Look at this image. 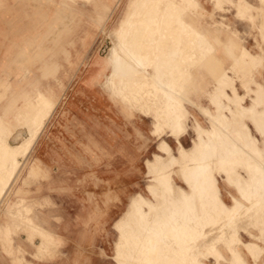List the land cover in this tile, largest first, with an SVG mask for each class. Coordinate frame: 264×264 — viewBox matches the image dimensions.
<instances>
[{
    "label": "rangeland",
    "instance_id": "1",
    "mask_svg": "<svg viewBox=\"0 0 264 264\" xmlns=\"http://www.w3.org/2000/svg\"><path fill=\"white\" fill-rule=\"evenodd\" d=\"M75 1L77 4L85 3L84 4L85 9L79 8L78 6H76L74 4V2L72 0H69L68 4H69L70 8H74V9H77V10L83 11V12L77 13L76 15H74L73 18L64 19L63 22H65L66 24H59L58 25L59 35L57 36L56 44L55 45L53 44L52 54H45L42 58H37L34 56L35 53L33 50H30L28 53L29 59L31 60V62H30L31 64H29L30 69H31L30 79L36 78L41 85L43 83H46V82H50V83L54 84L56 87L57 93L60 95V98H59L58 104L56 105V108L54 105L51 106L50 102L46 101V98H45L43 93H40L36 98V109H34V110L36 111L39 108L38 106H40L41 111L39 113L38 112L39 109L36 112L34 110H32L30 117L32 115H33L32 118L35 117L34 113H36V114L38 113V115L41 114L42 111H44L45 107H46L45 109L49 108L48 111L50 109L52 110V111L50 110V113H49V115L52 114V116L50 117V119L46 123L44 130L42 131L41 134L40 133L37 134L35 127L37 124L40 123V121L36 120V117L33 118V120H34L33 122H35L34 123L35 125L30 122V121H32L31 120L32 118H30L28 121L27 120L25 121L26 124H27V122H30L28 125H26L25 122L20 124V127H21L20 130L22 132L24 130H27V127L29 125H31L32 128H34V130L29 128L31 131L28 129L30 132L34 133V134L31 133L32 134L31 138H33L31 141L33 143L30 141V143H32L30 146L31 148L28 149L29 151L27 150V152L25 151L26 150L25 148H23L24 150L22 148H20L22 151H25L27 153L25 156H24L25 152H23L22 155L18 156L19 150L16 151L17 155L16 154H9L8 155L7 152L5 151L6 149H3V147L5 145L14 146V144H16L14 142L15 133H12L9 130V128L7 127V125H5V126L2 125L5 128L4 129L5 130V137L4 138L0 137V165H1L0 166L1 167L0 176L1 175L5 176L7 174L6 175L7 177L5 176V179L3 176H2V178L0 177V189L3 190V188L5 187L3 190L4 193H2V192L0 193V194H2L0 196V220L3 219L2 211H5L7 217L11 216V214L17 215V216H20L24 220V222L22 224L18 225L17 228L15 227L16 230L12 231V234H11L13 245L16 247L19 246L21 248L20 251L15 250V249L14 250L11 249L9 252V248L7 247L8 242H5L0 236V264H26L25 259L28 261L37 263V264H48L50 262L60 263V264H123V263L124 264H129V263L138 264V262L140 263V259H141V263L144 262V259H143L144 255L141 252H146L144 250H146L147 248L149 249L151 245L155 246L157 244H160V246L157 245L156 250H155V247L153 248L152 246L150 248L151 252H150V249L149 250L147 249L148 250L147 251L148 256H152V257L155 256L156 258L158 257L155 264H164L161 260H163L162 258H166V256H168V257L166 258L167 260L165 259L166 261L164 260L165 264L167 263L168 259L170 260V256L167 255V253H168L167 251H171V249L173 248L171 246H173V245H175L177 248H179L180 246L181 247L184 246L183 248L180 247L179 248L180 251H178V252H176L177 250H175L176 247L174 246L175 247L174 250H172L170 252V253L176 252L175 254H177L179 258H181L179 255L180 253H184L187 251L188 252H187V254L184 253V256L182 254V258H184V259H179L178 257L175 256V254H172L173 256H175V260H174V257L169 253L173 257L169 261L171 264L172 263L173 264H187V263H189V264H207V263H209V264H249L246 261V259L244 258V257H246L247 260L250 263H252L251 260L247 257L246 251L244 249V247L246 248V246L249 247V248L247 247L248 249L246 248V250H247L248 254L250 253L249 255L251 256L253 263L254 264H264V223H263L264 219L262 218V217H264V208H263V206H264V199H263L264 198L263 197L264 196V191H263L264 190L263 189L264 183H262V185L260 184V186H258L259 182H261V181L264 182V180H263L264 179V171H262L259 168V166L257 167V165H260L261 162L264 164V153H262L261 150H258L256 148V145L254 143V138H252L251 129H250V127L251 128L254 127L253 123H255L256 127H260L259 128L260 133L262 134L264 132V130H263V125H264V120H263L264 114L263 113H264V111L261 112V111H258L257 108L251 107V108H254L252 111L251 108L249 109L248 107H245L243 105L244 101H242V100H244V99H242L238 96H235V97L239 98V101L237 98H236L237 100L236 99H234L233 101L229 100L228 103L230 105V108L229 107L225 108L221 105V107L223 108L222 109L220 107V104H222L221 100H219L220 104L218 103V101L216 103H214L213 105H214L215 111L217 112V114L215 115L216 112L214 113L213 106H212L211 102L209 101L207 94H204V93L202 94V93L197 92L198 90H201V88L195 87V86H197V84H196L197 79L193 75L192 79L189 81V83H187L188 86L186 88H188V91H189L188 95L199 106H203V109L209 110L211 113H214L213 115H215V116L212 115L211 128L210 129L214 133L215 142L218 144H221V145L223 143L227 142V149H229V148H233V149H230V151L228 152L229 158L228 159L226 158V159L229 161L230 157L232 158L234 156L235 157L233 159L234 160L236 158L237 159H236V161H234L233 159H230L229 164H228L227 160L225 162H223V160L225 158H223L221 160V158H222L221 155H220L221 158H219L218 156L212 158L213 156L212 155L210 156V154L213 152L210 153V151H209V156L211 158L208 156L207 153L205 154L206 151H204L203 152L204 155H202L203 157L208 156L210 159H207L208 157L202 158V157L194 156V154L197 155V152H198V156L201 155L199 153H201L203 151L202 148H204V150H207L208 147L203 143L202 140H200L201 142H199V144L202 143L204 146L197 145L198 143L195 144V145H197V147L194 145L193 150H192L193 154H192V152L187 150V149H190L192 147V141L197 137V134L195 132H193V130L191 128L188 129L186 134H182V133L187 130V123L189 122V119L190 120L192 119V117H194L204 127L209 126V120H208V118L203 116L201 114V112L196 107L189 105L187 103H185L186 107H184L181 104L180 98H187V93L182 90L181 94H179L177 89H179V86H182L187 82V77L183 73L180 75L177 74L176 77L173 76L174 75V73L172 72L173 71V63L176 61L173 59H175L176 57L173 56V54H172L173 52L170 54V56H173L172 58L171 57L169 58L168 54H167V56H165L163 54V51L168 50L169 46H170L169 50L171 52L172 51V48H171L172 45H169L168 43H164V42L158 43V41H157L158 35H160L161 33H162V35L163 34L167 35L169 33L168 29H166L167 27L165 28V25H164L167 20L165 22H162L164 19H161L163 17L160 14L166 10L165 13L167 14V16L169 14V17H171V15H170V13L172 14L171 9H173L176 6V3H178V1H180L179 2L180 6L183 7L181 9L182 13L183 12L186 13L187 10L189 9V5L192 8H195V6H196L195 1L194 0H165V2L163 1V3L164 4L166 3L165 6L166 5L167 6L165 8L163 6L164 4L162 3V5H160V7L163 6L164 11L162 12L160 10V12H159V11L154 10V8L151 7V4H148L149 6L147 7V4H145V0H144V2H143V0H141V1L139 0V2H138V0H133L134 4H132V5L137 7V9H136L137 12H140L142 10L141 12H144L146 14L147 13L151 14L152 16L155 15L157 12L158 15L157 14L156 15L159 16V21L161 20L160 23L161 22L164 23L162 25L159 23L161 25V26H159V28H160L159 30L161 31V28L164 25L165 30H163L164 28L162 30L165 32L163 33V31L160 32L158 30L157 33H151L152 35L150 36V34H149L150 31L148 30V28H145L146 27L145 25H143L142 32H140L139 36H137V39H136L137 42L134 43L135 47H132V46H134V44L131 43L132 41L135 42V39H133V38H131L133 40L130 39L131 45H130L129 41H128L129 45L127 42H125L126 43V45H125L126 49L127 48L129 49V47L133 48L131 50V52L133 51V53L129 52L130 50L128 51V54L130 56L128 58L129 61H127V62L131 61L132 64L133 63H139V62H140V64L142 63L143 67L141 66L142 68H140L138 70L140 71L142 69V71H144L143 72L145 74L144 78L142 75H141V77L138 76V73H136L135 71H134L135 73L132 71L133 73L129 72L130 74H128V73L126 74V75H130V77L126 76V75H120V78H119V75H117L118 77L113 78V72H111L110 76L106 75L107 78H106L105 83L103 85L100 82L91 81L90 77H85V74H86L89 67L100 65V63L102 62L101 58H106L108 55H110L116 49L115 39H118V40L120 38L122 39V35H123L122 30L126 26H124L122 29L120 28V30L118 32H117V29L119 28V25L121 24L120 20L122 19L124 13L128 10L129 5L131 6L132 0H120V2L115 6V8L111 12H109L108 7L105 8L106 12H109L108 14H104V11L101 8L98 10L100 14L93 11L91 8V3H90L91 1H89V0H75ZM199 1H200L201 6L204 9V10L203 9L198 10L202 13V15H200V17H199V20L202 24L208 25L211 28H215L217 24H220L221 26H224V25L229 26L231 29H233L236 32V35H237L238 40H239L241 45H243L245 48H247L252 53H261V55H263V60H264V40L261 37V31H260V26L262 25V23L264 21V13H261V10L258 9L259 5H262L264 3V1L256 0V2H252L250 0H247V1L251 2V4L253 6L257 7V8H252L250 11L252 14H254L252 19H250L247 15L238 16L237 14H235V12H236V0H229V1L224 0V3H222V7H221V9H223V10L216 9L214 7V1H211V0H199ZM135 2H138L140 5L138 3H136L137 4L136 5ZM218 2L220 3L221 0ZM33 5H34V2L31 0H0V77L2 78L4 76L3 73L1 72V70L4 67L8 66L12 70V73L6 77L9 82L6 84H3L4 87L2 84H0V105L3 102V97H4L3 92H2L3 89L4 90L6 89L4 92L6 94L9 92L8 90L14 86V83L17 79L14 76V73L16 70L19 69L20 65L22 64L23 59H22V57H20V54H18L17 44L27 41V40L25 41L24 39H29V41H31L29 36L35 32V29H37L36 27H34V23L37 20L34 18V16H31L32 11L34 10L32 7ZM44 5H48V3H44ZM11 6L15 7V8L13 9ZM134 6H133V8H134ZM152 6H154V5L152 4ZM263 6H264V4H263ZM7 7H11V8H7ZM145 7H147V9H145ZM21 8H24V9H21ZM23 10L27 11L30 15L29 16L19 15L23 12ZM166 14H165V19L168 18V17H166ZM219 16H223V18H220ZM40 20H38V21H40ZM151 21H152V19L150 20V18H149L147 23H149ZM41 22L43 24H45L44 21H41ZM37 27H40V30H43L45 28V25H42L39 23L37 25ZM144 29L146 30V32ZM142 34H144L145 37L144 36L141 37L140 35H142ZM145 34H147V37ZM154 35H155V37L153 38ZM226 36H227L226 31L225 32L222 31L221 33H219V37L221 38L222 42L216 43L215 51L212 53V55H209L207 58H211V56H212V58L213 57L218 58L221 62V67L227 69L229 74L234 73V74L238 75V74H240V70H242V68H244L246 63H245L244 58L242 57L241 58L242 60L240 59L238 62H236V64L234 65V68L232 70L230 69V66L232 64L233 59H232V56L225 50V47H224V43H227ZM140 37L142 39H139ZM148 37H149V39H148ZM139 40H140V42H138ZM141 40H143V41H141ZM146 40H148L147 41L148 44L146 43ZM113 41L115 44H113ZM119 41H121V40H119ZM144 41H145V44L142 43ZM137 44L138 45L140 44V45L136 46ZM155 44H156V46H155ZM113 45H114L115 49H114ZM141 45L143 47H144V45H146V48L144 47L145 48L144 53H142L143 52L142 48L140 49ZM154 46H155L156 50L153 48ZM110 47L112 49H111V51L108 52ZM136 47L138 48V51L140 49L142 55H141L140 51L137 52V49H135ZM64 48L68 50V54L66 52H64ZM151 48L154 52H151L152 51ZM159 49L161 50V52L159 51ZM162 49H164V50H162ZM230 49H233L236 53L238 52L237 48L231 47ZM150 53L152 56L151 58H150ZM155 53H157V55ZM159 53L160 54L162 53V54L160 55ZM135 54H138V56ZM144 54L146 56H144ZM147 54L149 57L147 56ZM133 55H135L136 58H131V57H133ZM162 55H163V57H162ZM143 56H144V58H143ZM158 56L160 57V59L158 58ZM137 57L139 60H137ZM165 57H167V58L164 59ZM142 58L143 59L146 58V60H144V62H143ZM161 58H163V59H161ZM44 59H46L47 64H44ZM147 59H149L150 62ZM151 59H153V60H151ZM157 60L158 61L161 60L163 63H164V61H167L166 65L167 66L169 65V66L166 69L167 71L164 70V72H166L167 75L163 72V70L161 71V69H163L164 66L166 68V65H164V66H163V64L161 65L159 63L160 61L158 62ZM146 61H147V63L144 64ZM155 61L158 63H156ZM168 61H171V63H168ZM203 61L205 62V59ZM204 62L201 65L199 64L197 66H192V70H194V71L198 70L201 74H203V76L205 77L206 80H210V79H212V75L209 72V70L207 69V67L205 66ZM237 63H239V64H237ZM157 64L159 67L158 69H157ZM179 65H180V63H177V67H179ZM155 66H156L157 70L160 69V71H161V72L155 71V73H156V74L154 73L155 78L156 77L158 78L157 74L159 72L162 73L161 74L162 76L164 73L165 78L161 77L160 74H159L160 75L159 77H161V79H164L165 81H167L170 84L172 83V86H170V85L168 86V83L165 82L164 85H166L165 86L166 88L165 87L164 88L172 90L170 88L173 87L172 92H174V89H175L174 87L177 86L175 91H176L178 96L176 95L175 92L174 93L179 98H176V100H172V98H170L171 101L168 102L167 100H169V99L165 95V92L162 93L163 90H161V91L159 90L157 92H156V90L150 91L149 89H147V87L144 84L143 85L146 87V90L149 92V94L147 93V95H146L147 91L145 89L143 90L145 93L143 91L139 92V89L142 90L144 87L142 85V83L139 84L141 82V80L143 82L146 79H147L146 81H152L151 80V78L153 77L152 73L154 70H156ZM110 68H111V70H113L112 67H110ZM167 72L168 73L170 72V73L168 74ZM131 74L134 77L138 76L139 80L141 78L142 79L140 81L138 80L139 81L138 82L136 80L137 77L134 79V77L132 78ZM151 75H152V77H151ZM168 75L170 78L168 77ZM251 75L253 76V78H255L258 82L262 83L264 86V61H263V64L261 66L258 65V66H256V68L252 69ZM123 76H124V78H123ZM55 77H58L60 79L62 87L56 86V82L54 80ZM166 77H167V80H166ZM115 78H117V79L119 78L120 82L122 81L121 84H120V82H117L118 84L113 82L115 80ZM148 78H149V80H148ZM133 79L137 81L138 85H141L143 87H141V86L138 87L137 83L133 84V82H136V81H133ZM176 79H177V82H175ZM124 80H126V81H124ZM128 81L130 83H128ZM227 81L230 83L229 84L230 87L227 88V91L230 94H232L231 87H234L235 83H236V86L238 88V91L240 93L244 92L243 88L240 86L239 81L236 82L232 78H229ZM24 83H26L25 80H24ZM7 84L10 86L6 87ZM122 84H124V89L120 90V88L123 87ZM128 84H129V86H128ZM25 85H27V84H25ZM125 86L127 88H125ZM128 87H130V88H128ZM205 88H208L209 90H211L213 88V86H212V84H209ZM252 89H253V91L252 92L250 91L248 94L249 96L246 97V99H245V105H247L246 103L251 102L250 99H254V98H256V100L258 99V93H257L258 89L254 84H252ZM128 90L131 92H129ZM121 91H123V92H121ZM126 92H127V94H126ZM122 93H124V95H126V96H124ZM138 93H141V94H138ZM150 93L153 96H151ZM140 95L142 96L141 97L142 99L139 98ZM163 95H165V96L163 97ZM144 100H146V101H144ZM161 101L164 102V104H165V102L168 103V107H170V108H168L166 106L167 104H165V105L163 104L164 106H162ZM169 103H172L171 106H174L175 108L174 107L173 108L175 110H176V106H177V111L171 109V106ZM234 103H238V104H234ZM151 104L153 106H151ZM204 104H205V106H204ZM47 105H48V107H47ZM157 105H158V107L159 106L160 107L158 108ZM163 107H165V108H163ZM156 109H158V110H156ZM159 109H160V111H159ZM168 109H169V111H168ZM236 109H239V110L236 111ZM240 109H243V110L245 109V110H244V112H242L243 110H240ZM246 109H247V111H246ZM171 110H173V111H171ZM145 111H147V112H145ZM170 111H171V113L175 111V114H171L174 116L170 115ZM226 111L228 112V116H226V113H225ZM238 111L241 113H239ZM254 111L256 113H254ZM163 112H167V114L163 113ZM180 112H181V114H183V116L180 114ZM184 112H185V114H184ZM231 112H233V113H231ZM234 112H235V114H234ZM248 112H249V114H248ZM155 113H157L156 116H155ZM236 113L239 115V116L237 115L238 117L236 116ZM164 114H166L165 118L163 116ZM177 114H179V116L181 118H179V116H177ZM255 114L258 117H255L254 116ZM261 114H263V115H261ZM157 115H158V117H157ZM167 115L169 117L171 116L173 118V120L171 117L170 118L167 117ZM221 115H223V116L225 115V119H223V117ZM216 116H217V118H215ZM253 116L256 120H254ZM152 117H153V120H152ZM160 117H161V120L165 119L164 121L167 120V122L169 120L170 124H166V122H164V125H163V123L160 119H159V122L162 124H160L159 122H156V121H158L157 118H160ZM182 117H183V119H182ZM227 117H228V120H230V122L226 120ZM250 117H252V118L250 119ZM166 118H169V119H166ZM176 118H177V120H176ZM213 118L215 120L218 119V121L220 123L217 120H216L217 121L216 122ZM240 118H241V120H240ZM257 118H258V121H257ZM181 119L183 122L181 121ZM37 121H38V123H37ZM152 121H153V123H152ZM212 122H215V123L212 124ZM258 122H260V123L262 122V123L259 125ZM176 123H177V126H175ZM217 123H219V127H221V128H218ZM155 124H157V126H158L157 127V133L153 134V133H151V129L153 128V126ZM158 124H160V125H158ZM220 124H221V126H220ZM249 124H251L253 127L252 126L249 127L248 126ZM2 126L0 124V128ZM33 126H35V127H33ZM160 126H161V130H160ZM178 126H179V129H178ZM215 126H217V127H215ZM222 126L225 129V131L222 128ZM225 126H227L229 128H226ZM174 127H176L175 132L173 130ZM232 128H233V130H232ZM254 129H255V127H254ZM2 130L3 129H0V134H1ZM20 130H18V131H20ZM30 132H29V134H30ZM232 132L233 133L235 132V133L233 134ZM236 133H239V134H236ZM174 134H176L177 136H179L181 134L177 139L184 147L181 149V152L183 154H186V155L180 154L181 158L179 157L178 152L176 150L177 143L174 140L175 137L171 136ZM217 134H218V136H217ZM33 135H35V136L33 137ZM182 135H185V136L181 137ZM223 135H224V137H226V139H223V137H222ZM237 135H239V136L237 137ZM30 139H27V140L29 141ZM221 139L223 141L220 143L219 140H221ZM260 139H262V137ZM243 140L246 143H244ZM12 141H13V143H12ZM22 141L25 142L26 139H22ZM22 141H21V143H22ZM228 142H230V144H228ZM235 143H236V145H235ZM3 144H4V146H3ZM238 144H240L242 147L239 146ZM228 145H230V147ZM244 145H245V148L247 147L248 149H246V151L244 150V152L242 151L241 152L242 155H241V153L238 151V149H240V148L244 149ZM248 145H249V147H248ZM15 146H17V144ZM200 147H202L200 149L201 151L198 149ZM250 147H251V149H250ZM4 148H6V146ZM235 148L237 151L235 150ZM184 150L187 152H184ZM197 150H199L200 152ZM233 150H235L236 153ZM22 151H20V154ZM253 151H254V153H253ZM230 152H232L231 155H230ZM153 153H154V158H155V156H160L159 162H156L154 160V158L151 159L148 163V168L150 167L151 169L149 168L150 172L148 171V174H147V169L145 167L144 161H145V159L152 158ZM189 153H190L189 157H186ZM237 153L239 156L235 155ZM247 154L250 157L252 156L251 159H250V157L248 158L245 156ZM174 155L177 156V158ZM213 155H218V154L213 153ZM243 155H244V157L242 158ZM13 156H14V159L16 156L15 161L13 159ZM182 156H184V158ZM255 156H258V157H255ZM22 157H23V159H22ZM217 157L219 160L216 159ZM262 157H263V160H261ZM185 158H187V160H185ZM190 158L192 159V161H194L195 159H198V161L196 160L195 163L191 161L193 164L192 163L188 164V163H190V160H191ZM193 158H195V159H193ZM200 158H202V159H200ZM252 158H253V160H252ZM174 159L177 162H175ZM205 159H206V162L204 161ZM12 160L14 163H16L15 165H13ZM33 160H35V161L40 160L41 166L45 170H47L48 174L46 177H43L45 174V171H44L43 175H40V174L32 172L30 170V165H31V162ZM170 160H172L171 163H170ZM207 160H208V162H207ZM211 160H214V161H211ZM220 160H221V162H220ZM232 160H233V162H232ZM249 160H250V162H249ZM9 161H11V163H8ZM151 161H152V163H150ZM246 161H248L249 163ZM253 161L256 162V165H255V162H253ZM153 162H154V164H153ZM160 162L162 163L161 165H160ZM168 162L170 165L168 164ZM199 162H202V164H200ZM230 162H232V163H230ZM198 163H199V166L196 165ZM205 163H206V165H205ZM209 163L212 166L215 165V168H213L214 166L212 167ZM3 164H5V165H3ZM9 164L12 166H10ZM173 164H176V166L172 168V166H174ZM181 164L182 165L184 164L185 166L184 165L182 167L179 166ZM203 164H204V166H203ZM218 164H220V165H218ZM18 165H19V168H18ZM190 165L192 166L191 173H189L190 170H188ZM15 166H16V168H15ZM220 166H222V167H220ZM194 167L196 169L198 167H200V168L195 170ZM2 168L4 170H2ZM153 168H155L156 170ZM166 168H168V169H166ZM169 168L170 169L172 168L171 171H168V170H170ZM184 168L187 170L189 175L193 174V175H190L191 177L189 175H187L188 173L186 174L188 180L190 181L189 183H191V184H189L187 178L184 177V176H186L184 174V173H186L185 172L186 170L184 171ZM207 168H209V169H207ZM16 169H18V170H16ZM159 169L161 170V172H159ZM201 169H203V170L201 171ZM219 169H221L222 171H220ZM254 169L256 171H254ZM180 170L184 171L183 174H181L182 171H180ZM192 170H194L196 172L193 171V173H192ZM204 170H205V172H204ZM218 170H219V172H218ZM247 170H250V172ZM9 171L11 172V175L12 174L14 175V176L12 175L13 177L9 176L10 175ZM154 171H156V173ZM163 171H166V174H165V172L163 173ZM179 171H180V173H178ZM207 171H209V172H207ZM210 171H211V173H212V171L214 173L211 174ZM240 171L243 172L245 175H242ZM14 172H15V174H14ZM197 172L198 173L200 172V174H198ZM202 172H204L206 175H209V176H207V179L205 177L206 175H203ZM195 173H197V175H200V176L197 178V176L194 175ZM222 173L225 175L226 181L229 185H227L226 182L221 177H219V176H222ZM253 173L258 175L257 176L254 174L255 178L253 177V180H255V179L257 180L258 178H260V180L258 179L259 182L256 180L253 182L252 177H251L252 176L251 174H253ZM151 174H152V176L153 175H155V176L152 177ZM160 174L162 177L165 175V177H164L165 179L162 178L160 176ZM210 174H211V177H210ZM249 174L251 175L250 177H249ZM158 175L163 179V181L161 178H159ZM202 176H204V177H202ZM227 176L229 177V179L227 178ZM166 177L170 178L171 180L173 179V181H171L169 179L170 180V182H169L168 178H166ZM217 177L219 179V185H220L221 193H222L220 197L225 201V203H227L229 205L231 204V200H230V196H229L230 194H233V195L239 194L240 197L249 201L250 207L243 205L241 202H237V204H236L237 200L235 201V205H234L235 209H233V210H231V209L228 210L225 205L219 204L218 200H219V195H220V188L217 185V181H216ZM7 178H9V179H7ZM184 178L186 179V181H184L185 180ZM192 178L196 179V181H194V183H193V181H191V180H193ZM200 178H202V179H200ZM204 178H205V180H204ZM208 178H210V179H208ZM199 179H200V181H199ZM249 179H251V181ZM5 180L7 183L5 182L6 184L4 185L3 181H5ZM201 180L204 181L205 183L203 184V182H201ZM160 181H162L161 184H158V183H160ZM197 181H199V182H197ZM207 182H209L208 185H210V186L207 185ZM235 182L238 185H236ZM168 183L169 184L171 183V185H169ZM195 183H197V184L195 185ZM200 183L202 184V186ZM211 183L213 184V186L211 185ZM214 183H215V185H214ZM7 184H9L10 186ZM146 184H148V187H149V188L147 187V190L150 191V192H148V194L150 193L148 195V198L143 197L142 195H137L128 204L130 197L137 192H140L144 195H147L146 189H145ZM165 184H166V186H163ZM167 184L171 187H169ZM193 184H194L195 188H192ZM205 184H206V186H205ZM199 185H200V188H202V189L199 188L201 191L199 189L197 190ZM162 186L165 187V189L167 191L164 188H161ZM236 186L237 187L243 186V189H242V187L237 188ZM261 186H263L262 189H260ZM168 187H169V189H172L171 190L172 192L170 191L171 193L168 192L169 191ZM246 187H249V188L251 187V189L248 188V190H247ZM254 187L255 188L258 187V188L255 189ZM153 188H155V189H153ZM234 188L236 189L237 192L238 191H242V192H238V194H237L236 191L234 190ZM207 189L210 191L208 192ZM240 189H242V190H240ZM195 190H196V192H195ZM254 190H256L258 193L256 191L254 192ZM204 191H205V193H203ZM211 191H212V193H211ZM260 191L262 192L263 196L257 195V194H259ZM23 192H25V193H23ZM151 192H152V194H151ZM193 192L194 193L198 192V193L193 195ZM207 192H208L209 196L207 195ZM247 192H248V194H247ZM190 193H191L192 197L190 196ZM252 193H254V196L256 195L255 199L253 198ZM170 194H173V196L175 197V199H172L173 201L166 200L168 198V196H169L168 199H171ZM241 194H244V195L242 196ZM262 194H260V195H262ZM152 195L155 197H153ZM159 195H160V197H158ZM161 195H162V197H161ZM185 195H188V198ZM214 195L215 196L217 195L218 198H216ZM22 196L25 198L26 201L25 202L24 201L18 202V200L21 199ZM163 196H165V198ZM173 196H172V198H174ZM199 196L201 198H199ZM189 197L191 199L193 198V202H191V200H190V202L188 201ZM214 197L216 200L214 199ZM153 198L156 201L153 200ZM160 198H163V199H160ZM183 198H185L186 201ZM210 198H212V199H210ZM258 198L260 200H257ZM177 199L180 200L181 203H179L180 201H177ZM251 199H254V200H251ZM9 200H11V201H9ZM151 200H153V201H151ZM163 200H166V202ZM234 200H235V198H234ZM256 200L258 203H255ZM174 201H177V202L174 203ZM187 201L191 205L187 206V204H185ZM202 201H203V203H202ZM209 201H212V202L209 203ZM133 202H136V205L134 208V210L136 212H137V210L139 212L140 210L143 209L144 211L143 210L140 211L141 215L147 214V215H144L145 218H144V216L142 217L145 219V222H146V219H147V221H149L148 223H150V220H152L151 223L152 222L153 223L150 224V225H152L151 228H149L150 225L147 223V224H145L146 228H145V226H142L139 230L140 232L138 233V231H137L138 229L135 230L136 228L133 227V225H132V219H128L130 224H131V226L129 225L130 226L129 227L128 226V224H129L128 220H124L122 218V216L125 214V212L128 211V209L133 204ZM140 202H143L145 205L143 203L142 204L144 206L141 205ZM162 202H164V203L162 204ZM170 202H172L171 205H169ZM252 202H253V204H252ZM150 203H151V205H153V210L149 206ZM214 203L215 204L217 203V204L215 205ZM179 204H181L183 206H179ZM29 205H30V210H29ZM211 205L215 209L213 210V212H212V210L211 211L207 210V211H209V212H207L206 209H210V208H208V206L210 207ZM173 206L175 207L176 210L174 209ZM191 206L193 207V209L191 208ZM217 206H219V208L220 207L224 208V209H222L223 211H221V208L219 209ZM167 207L170 210H168ZM179 207L181 209H183L182 207H184V210H182L181 213H180L181 209ZM186 207L187 208L189 207L191 209L188 208V210H187V209H185ZM154 209H156V211ZM165 209H167V210H165ZM236 209H238L237 212H236ZM253 209H255V210H253ZM159 210L161 211L162 214L160 213ZM162 210L164 212H162ZM174 210L176 212H178V213H176L178 215H179V213H180V215H182V212H184L185 214L188 212L186 214L188 217L183 213L184 218L181 219L182 217L180 215L179 216L177 215L178 217L177 216L176 217H177V219L179 218V220H176L174 218V216L176 215V214L174 215V212H175ZM189 210H191V212H192L191 214H190ZM218 210H220V211H218ZM169 211H171L170 214H169ZM232 211H234V212H232ZM248 211H250V212H248ZM157 212H159L158 213L159 216L157 215ZM172 212H173V214H172ZM244 212H246L245 213L246 217L241 216V214H243ZM208 213H210V214H208ZM234 213H235V216L233 215ZM29 216H31L35 222L40 223L45 228L53 231L55 234L58 235L57 242H55V243L52 242L50 245H48L49 247L48 246L46 247V249L47 248L50 249V250H48V252L46 249L44 250L43 247L39 249L40 258H37L36 256H34V253L36 251L34 244L37 242H40L39 238L37 237L38 235L36 236V234H38V233H36L34 238L32 240H30L28 237L27 230L24 229V228L28 227L27 219L29 218ZM169 216L170 217L173 216L174 220H176V221L172 222L173 219H171ZM254 216H256L258 219L260 218L258 220V223L254 226L246 224V221L251 220L252 217H254ZM190 217H192L191 220H189ZM159 218H163V219L166 218L167 221L165 219L163 220V219H159ZM207 218H209V219L207 220ZM156 219H157V222H156ZM203 219L206 221H204ZM116 220H117V222H116L117 230L114 227V222ZM124 221H127V222L125 223ZM163 221H166V223L165 222L163 223ZM180 221H181V223H180ZM219 221H221V222H219ZM122 222L127 224L126 230H123V229H125V224L124 223L122 224ZM177 222H178V225L176 224ZM204 222H206L205 225H204ZM171 223L172 224L174 223L173 226L170 225L172 228L169 227V224H171ZM26 224H27V226H26ZM153 224H155V225H153ZM156 224H159V225L156 226ZM120 225H121V227H120ZM160 225L162 228L161 227L159 228ZM164 226L166 228H164ZM168 227H169L170 231H173V229L178 231V230H180L179 227H181V230L177 233L175 231H173L172 235H171L170 232L167 233ZM121 228H123V229L121 230ZM130 228H132L133 230L131 229L129 232ZM147 228L151 232L153 230H154V232H156V233L152 232V234H151V232L148 233L150 235V237H149L150 240L148 238V235L146 234L147 233L146 231L148 230ZM183 228H184V230H183ZM119 229L121 231H119ZM231 229H232V231H231ZM127 230L129 233L127 232ZM142 230L143 231L146 230L145 231L146 233L142 232ZM159 230L160 231L163 230L164 234H161L163 231L160 232ZM197 230H198L199 234L197 233ZM131 232L132 233L135 232L132 234L133 237L131 236ZM141 232L144 235H140ZM180 232L181 233L183 232L182 233V236H183L182 239L183 240L181 239V235H180L181 233ZM238 232H239V234H238ZM248 232H250L252 234L249 235ZM119 233L121 236L119 235ZM136 233H138V237L140 235L139 239L143 238L146 241L148 240L147 243L145 240L137 239ZM153 233L157 234V237L161 238V239H158L156 237V235L154 236L155 238H153V235H154ZM159 233H160V236H158ZM124 234H126L127 236ZM165 234L166 235L169 234V236L168 235L167 236L170 239L167 236L164 237ZM173 234H174V236H173ZM175 234L179 235L181 240L179 239L178 236H175ZM161 235H162L163 239L165 238L168 241L169 244H171L169 241L172 242V245H170L171 249H170L167 241L165 239L164 240L162 239ZM219 235H220V237H219ZM122 236H123V239H122ZM125 236L126 237L130 236L129 239L131 238V243H130V240H128V239L125 240V238H124ZM134 236L136 237L135 239H137L139 242L134 239ZM188 236L189 237L192 236V237L189 238ZM204 236H205V238H204ZM151 237L153 239H155L154 240L155 242H153L154 244L153 243L151 244V242H150L151 240H153ZM173 237H175L174 239L176 241H179L178 244H177V242L173 243V241H172V240H174ZM176 237H178V240L176 239ZM116 238H118L117 244L118 245L120 244V245L118 248H117L118 245H116V251L117 250L118 251L117 252L115 251V256H114L115 260H114L113 259V252H114V241L116 240ZM188 238L190 240L189 244H188V242H185L186 240H188ZM191 238L193 239L192 241H191ZM133 240H134V242H132ZM161 240L164 243L161 242ZM213 240L214 241L216 240V241L214 242ZM247 240H252V241H247ZM124 241H126V242H124ZM142 241H144V243ZM156 241H158L157 244H155ZM165 241H166L167 245L165 244ZM180 241H182L183 243ZM135 242L138 244L140 243L138 248H139V250H141V252L137 251L138 248H137V244L135 245ZM141 242L143 244H145L146 248L143 245V249L145 248L144 250L141 248V246H142ZM121 243H124L122 248H121V245H122ZM132 243H134V244H132ZM184 243H186L187 246L190 247V250H189V248L187 249L186 244H184ZM236 243H237V245H236ZM146 244H149L150 246L148 247V246H146ZM127 246H129V249L132 251L127 249L128 248ZM166 246H168V247H166ZM226 246L228 247V249L230 251L226 248ZM133 247L135 250L133 249ZM165 247L167 248V250L164 249ZM185 247H186L187 251H185ZM124 248H125V251H123ZM152 248H153V251H152ZM158 248L160 250V253L158 252L159 251ZM161 248H162V251H161ZM121 249H122V252H121ZM182 249L184 250V252L181 251ZM237 249H239V251ZM154 250H155V252H154ZM203 250H205V251H203ZM42 251L45 252L44 255L42 254L43 253ZM190 251L192 253L191 255H190ZM256 251H257V253H256ZM118 252H119V255L117 254ZM123 252H125L124 255H123ZM164 252H167V253H165L166 255H164ZM221 252L226 256V258L230 257L232 255L233 256L232 259L230 261H228L225 258V256L222 255ZM120 253H122V255ZM158 253H159V255L161 253H163V254H161L162 256L161 255L158 256ZM240 253H242L243 256ZM251 253H252V255H251ZM21 254H23V257L25 259L23 260L20 258L21 260L17 261L16 256H20ZM140 254H142L143 256L141 255V257H139ZM257 254H260V255L258 256ZM117 255L118 256L121 255L123 257L117 258ZM134 255L137 258H135ZM137 255H139V256H137ZM188 255H190L191 257L188 258ZM253 255L255 256V259H254ZM145 256H146V254H145ZM217 256L219 259L217 258ZM131 257L133 259H131ZM146 257H145V262L143 264L147 263ZM185 257H187V259H189V261H190V259H192V260L194 259L193 261L194 262L196 261V262L194 263V262L190 261L191 262L190 263ZM192 257H194V258H192ZM238 257L239 258L241 257L242 261L239 260ZM128 259H130V260H128ZM142 259H143V261H142ZM177 259L180 260V263L175 262V261H178ZM184 260H187L186 261L187 263L182 262ZM121 261L123 263H121ZM128 261H129V263H128ZM130 261H132V262H130ZM148 262H149L148 264H150V261H148Z\"/></svg>",
    "mask_w": 264,
    "mask_h": 264
},
{
    "label": "crops",
    "instance_id": "2",
    "mask_svg": "<svg viewBox=\"0 0 264 264\" xmlns=\"http://www.w3.org/2000/svg\"><path fill=\"white\" fill-rule=\"evenodd\" d=\"M31 1L34 2V5L32 6L34 10L32 11L31 16H34V18L37 20L34 23V27H36L37 29H35V32L29 36L31 41H29V39H24L25 41L26 40L27 41L17 44L18 54H20V57H22V59H23L22 64L20 65L19 69L16 70L14 73V76L17 78L15 83H14V86L11 89H9L8 90L9 92L6 94L4 93L6 89L5 90L3 89V91H2L4 97H3V102L0 105V124L7 125V127L9 128V130L12 133H16L18 130H20V128H21L20 124L24 123L26 120H28L30 118V115L32 113V109L34 110V108L36 107V98L40 93H43L45 98H46V101L50 102L51 106L54 105L55 108H56V105L58 104V101L60 98V95L57 93V90H56V87L54 84H52L50 82H46V83H43L41 85L36 78L30 79L31 69H30L29 64H31L30 63L31 60L29 59V54H28L29 51L33 50L35 53L34 56L37 58H42L45 54H52L53 44L54 45L56 44L57 36L59 35L58 25L59 24H66L65 22H63L64 19L73 18L74 15H76L77 13L83 12V11H79V10L74 9V8H70V6L68 4L69 0H51V1L50 0H31ZM72 1L79 8L85 9V7H84L85 3L77 4L75 0H72ZM89 1H91L90 3H91V8L93 11H95L96 13H99L98 10L101 8L104 11V14H108L109 12H111L115 8V6L120 2V0H93V1L89 0ZM194 1L196 3L195 8H192L189 5V9L187 10L186 13H184V12L182 13L181 9L183 7L180 6V3H179L180 1H178V3H176V6L172 9V14H171L172 17L167 19V21L165 22V26L168 27L169 33L167 35L163 34V36L158 35L157 41H158V43L164 42V43H168V44L171 43L172 44V46H171L172 52H173L174 57H176L175 58L176 61L173 63L174 76H177V74L180 75L183 73L187 77V82L184 85L179 86V89H178L179 94H181L182 90L187 93V98H180L181 104L184 107H186L185 103L196 107L201 112V114L203 116L205 115V117L208 118V120H209V126L204 127L194 117H192L191 120L189 119V122L187 123V130L185 132H183L182 134H186L188 129L191 128L193 130V132H195L197 134V137L192 141V147L190 149H187V150L192 151L194 145L199 143L200 140H202L203 143L209 148V150H205L206 153H209L207 151L216 152L218 155H221L222 158H228L227 157L228 153L226 150L227 149V147H226L227 142L223 143L221 145L222 147L220 146V144H218V143L216 144V142L214 141L215 140L214 139V133L210 129L211 128L212 115L216 112L213 104L216 103L217 101L221 100L222 106L228 107V106H230L228 103L229 100H231V99L233 100V99H235V96H238V97L244 99L243 105L245 107H249V108L255 107V108H257L258 111H261V112L264 111V86L262 83L258 82L255 78H253V76L251 75L253 68H256V66H258V65L261 66L263 64V61H264L263 55H261V53H252L247 48H245L243 45H241L239 40H238V37L236 35V32L233 29H231L229 26H227V25L221 26L220 24H217L215 28H211L208 25L202 24L199 20V17H200V15H202V13L198 10L199 9L202 10L203 7L201 6L199 0H194ZM211 1H214V7L216 9L223 10V9H221V7H222V3H224V0H221L222 2H220V3L218 2L219 0H211ZM250 1L256 2V0H250ZM261 1H264V0H261ZM44 3H48V5H44ZM263 4L259 5V8H258L261 10V13H264ZM11 7H7V8H11ZM107 7L109 8V12H106L105 8H107ZM12 8L14 9L15 7H12ZM252 8H257V7L253 6L251 4V2H249L247 0H236V12H235V14H237L238 16L247 15L250 19H252V17L254 16V14H252L250 12ZM21 9H24V8H21ZM19 15L29 16L30 14L27 11L23 10V12ZM219 17L223 18V16H219ZM38 20H40V21H38ZM41 21H44L45 24H43ZM39 23L42 25H45V28L43 30H40V27H37V25ZM168 23H169V26L171 28L167 25ZM172 24H174V25L172 26ZM178 24H179V28H178ZM222 31H224V32L226 31V35H227L226 36L227 43H224L225 50L232 56V59H233L232 64L230 66V69L232 70L234 68V65L236 64V62H238L242 57L245 60L246 64H245L244 68H242V70H240L241 72H240V74H238L239 76L234 74V73L229 74L227 69L221 67V62L218 58H216V57L212 58V56H211V58H207L209 55H212V53L215 51L216 43L222 42L221 38L219 37V33H221ZM260 31H261V37L264 40V21H263L262 25L260 26ZM171 32H173V33H171ZM231 47L237 48L239 53L238 52L236 53L233 49H230ZM111 49L112 48L110 47L108 52L111 51ZM168 49H170V48H168ZM174 51H175V53H174ZM64 52H66L68 54V50L65 48H64ZM169 52H170V50H168V51L164 50L163 54L165 55L166 53L168 54ZM108 56L106 58H101L102 62L100 63V65L89 67L86 74H85V77H90L91 81H97L103 85L105 83L106 78H107L106 75L110 76V74L112 72L111 68L108 66ZM204 59H205V62L203 61ZM46 62H47L46 59H44V64H47ZM203 62L205 63V66L207 67V69L209 70V72L212 75V79H210V80H206L205 77L203 76V74H201L198 70H195V71L192 70V66H197L199 64L201 65V64H203ZM177 63H180L179 67H177ZM1 72L5 76V77L3 76L2 78L0 77V84L3 85V84H6L9 82L6 77L12 73V70H11V68H9L7 66V67H4L1 70ZM193 75L197 79L196 80L197 86H195V87L201 88V90H198L197 92L202 93V94L203 93L207 94L209 101L211 102V104L213 106L214 113H211L209 110L203 109V106H199L188 95L189 91H188V88H186V87L188 86L187 83H189V81L192 79ZM227 78L228 79L232 78L236 82L239 81L240 86L243 88L244 92L240 93L238 91V88H237L236 83H235L234 87H231L232 94H230L227 91V88L230 87L229 82L227 81L228 80ZM24 80L26 81V83H24ZM54 80L56 82V86L62 87L61 81L58 77H55ZM25 84H27V85H25ZM209 84H212V86H213V88L211 90H209L208 88H205ZM252 84H254L258 89V99L257 100H256V98L250 99L251 102L246 103L247 105H245L246 97L249 96L248 94L250 91L251 92L253 91ZM8 86H10V85L7 84L6 87H8ZM3 87H4V85H3ZM174 92L176 93L175 89H174ZM224 94L226 96L223 98ZM204 106H205V104H204ZM225 113H226V116H228V112L226 111ZM48 120L49 119L46 120V123L48 122ZM152 120H153V117H152ZM152 123H153V121H152ZM253 125H254L255 129L251 124L248 125L249 127L250 126L253 127V128L250 127L252 138H254V143L256 145V148L258 150H261L262 153H264V132L261 134L260 130H259L260 127H256L255 123H253ZM263 128H264V125H263ZM1 129H3L2 130L3 132H1L0 137L4 138L5 137V130H4L5 128L1 127ZM173 130L175 132L176 128H174ZM27 131L28 130H24V139H30L31 138V136H29L30 134H28L29 132H27ZM151 133H152V129H151ZM171 136L175 137L174 140L177 143L176 150H177L178 155L180 157V151L184 147L177 139L179 136H177L176 134L171 135ZM184 136L185 135H182L181 137H184ZM261 137H262V139H260ZM12 143H13V141H12ZM213 145H214V147H213ZM221 148H222L223 152H222ZM226 154H227V156H226ZM175 157L177 158V156H175ZM153 158H154V153L152 155V158L145 159V161H144L145 167L147 169V174L149 171L148 163ZM34 161L35 160H33L31 162V165L33 164ZM31 165H30V167H31ZM189 168H190L189 170H191L192 166L190 165ZM47 174H48L47 170H45V174L43 177H46ZM241 174L245 175L243 172H241ZM220 177L226 182L227 185H229L227 183L225 175L223 173H222V176H220ZM216 181H217V185L220 188L218 177H217ZM147 187H148V184H146V187H145L147 195H144L140 192H137L130 197L128 204L137 195H142L143 197L148 198L149 194H148ZM234 190L236 191L235 188H234ZM236 193L238 194L237 191H236ZM221 194L222 193H221V188H220L219 203L222 205H225L228 210L234 208V205H235L234 198H236L237 201L241 202L243 205L250 207L249 201L241 198L239 194L238 195H233V194L229 195L230 200H231L230 205L225 203V201L220 197ZM9 201H11V200H9ZM21 201H24V200L22 198L18 200V202H21ZM29 210H30V205H29ZM245 213L246 212L241 214V216L246 217ZM2 216H3V219L0 220V236H1V238L5 242H8L7 247L10 248L9 252L11 249H13V250L15 249V250L20 251L21 248L19 246L16 247L13 245L11 234H12V231L16 230V228L19 224H22L24 222V220L20 216L14 215L16 217V218L14 217L15 219H18V217H20V219H18V222H16L14 224V226H12L10 224V221H9L10 216L7 217L5 211H2ZM262 218L264 219V217H262ZM259 219L256 216H254V217H252L251 220L246 221V224L254 226L258 223ZM27 220H28V222H27L28 225H31V226H28L27 228H24V229L27 230L28 237L30 240H32L35 236V232H34V230H36L35 228L39 227L42 230H44L46 233L48 232L49 234H51L54 238V241L57 242L58 235L55 234L53 231L45 228L40 223L35 222L31 216H29V218ZM117 220L114 222V227L116 230H117V228H116ZM21 221H22V223H21ZM31 228H33V229H31ZM6 230H7V232H6ZM238 234H239V232H238ZM248 234L250 235L252 233L248 232ZM38 238H39L40 242H37L34 244L35 250H36L34 253V256L40 258L38 249H40L41 246H43V245H41L43 243V241H42L41 237H38ZM247 241H252V240H247ZM117 242H118V238H116V240L114 241L113 259L115 256ZM43 247L45 249V247H47V246L45 245ZM226 248L228 249L227 246H226ZM244 249L246 251L247 257L251 260L252 263H250L246 257H244V258L246 259V261L249 264H254L251 256L248 254L245 247H244ZM237 250L239 251V249H237ZM240 254L243 256L242 253H240ZM222 255H224V254L222 253ZM20 258L23 260L25 259L23 257V254H21L20 256H16L17 261H20L21 260ZM225 258H226V256H225ZM226 259L228 261H230L232 259V256L227 257ZM25 262H26V264H37V263L31 262V261H28L26 259H25ZM48 264H60V263L50 262ZM207 264H209V263H207Z\"/></svg>",
    "mask_w": 264,
    "mask_h": 264
},
{
    "label": "bare ground",
    "instance_id": "3",
    "mask_svg": "<svg viewBox=\"0 0 264 264\" xmlns=\"http://www.w3.org/2000/svg\"><path fill=\"white\" fill-rule=\"evenodd\" d=\"M50 1H51V0H50ZM140 1H141V0H140ZM163 1L165 2V0H145V4H147V7L149 6L148 4H151V7L154 8V10L159 11V12H160V10H161V11L163 12V11H164L163 6H164L165 8H166V6H167V5L165 6L166 3L164 4ZM219 1H220V0H219ZM225 1H226V0H225ZM133 2H134V1L132 0V2H131V6L129 5L128 10L124 13L122 19L120 20V23H121V24L119 25V28L117 29V32H118V31L120 30V28L122 29L124 26H126V27H124L123 30H122V31H123V32H122V34H123V35H122V39H121V38L119 39V40H121V41H119L118 39H115V43H116V44H115L114 41H113V44L116 45V46H115L116 49H115V47H114V45H113V47H114L115 50L113 49L114 51L108 56V65H109L110 67L113 68V70H112V72H113V78H114V77H118L117 75H119V78H120V75H126L127 73L130 74L129 72H132V71H133V72L135 71L136 73H138V76H140V77H141V75H142L143 78H144V76H145V74L143 73L144 71H142V69H141L140 71L138 70V69H140V68L143 67V64H142V63H141L142 65H141L140 62H139V63H133V64L131 63V61H130V62H127V61H129L128 58H129V56H130V55L128 54V51L130 50L129 52H131V50L133 49L132 47H135V44H134V43L137 42V41H136L137 36H139L140 32H142L143 25L146 26L145 28H148V30L150 31L149 34H150V36H151V35H152L151 33H157V32H158V30L160 29L159 26H161L162 24H164V23H162V22H165L167 19H169V18L172 17V16L169 17V14H168V16H167V14L165 13V11H166V10H165L163 13L160 14V15L163 17V18H161V19H164V20L160 23L161 20L159 21V16H157L158 14H157L156 11H155V12H156L157 15L155 14V15H153V16H152L151 14H148V13L146 14V13H144V12H141L142 10H141L140 12H137V11H136L137 7L134 6V5H132V4H134ZM138 2H139V0H138ZM138 2H135V4L138 3ZM143 2H144V0H143ZM166 2H167V1H166ZM171 2H172V1H171ZM221 2H222V1H221ZM141 3H142V2H141ZM162 3H163L164 5L161 6V7H162V8H161L160 5H162ZM167 3H168V2H167ZM138 4H139V3H138ZM143 4H144V3H143ZM152 4H153L154 6H152ZM136 5H137V4H136ZM139 5H140V4H139ZM139 5H138V6H139ZM133 6H134V8H133ZM147 7H145V9H147ZM152 8H151V9H152ZM167 8H168V7H167ZM139 10H140V9H139ZM171 10H172V9H171ZM151 11H152V10H151ZM151 11H150V12H151ZM146 12H147V11H146ZM153 12H154V11H153ZM164 13L166 14V17H168L167 19H165V14H164ZM167 13H168V12H167ZM169 13H170V12H169ZM152 14H153V13H152ZM65 15H66V14H65ZM163 15H164V16H163ZM170 15H171V13H170ZM149 18H150V20L152 19V21L149 22V23H147V21H148ZM159 23H160L161 25H160ZM164 25H165V24H164ZM164 25H163V27L161 28V31L165 30L166 26H165V28H164ZM167 25L169 26V23H168ZM170 25H171V24H170ZM173 25H174V24H172V26H173ZM176 26H177V25H176ZM176 26H175V27H176ZM169 27H170V26H169ZM163 28H164V29H163ZM170 28H171V27H170ZM178 28H179V24H178ZM162 29H163V30H162ZM166 29H168V27H167ZM144 30H145V29H144ZM144 30H143V31H144ZM159 31H160V30H159ZM161 31H160V32H161ZM168 31H169V29H168ZM176 31H177V30H176ZM145 32H146V30H145ZM164 32H165V31H163V33H164ZM171 33H173V32H171ZM145 35H146V37H147V34H145ZM160 35H162V33H161ZM164 35H166V34H164ZM140 36L142 37V36H144V34H142V35H140ZM162 36H163V35H162ZM168 36H169V35H168ZM119 37H120V36H119ZM141 37H140L139 39H142ZM144 37H145V36H144ZM154 37H155V35L153 36V38H154ZM131 38L135 39V42H133V41L131 42L132 44H134V46H132L131 48L129 47V49L127 48V49H128V50H127L126 47H125V45H126L125 42L128 43V41H129V43H130V39H131ZM150 38H151V37H150ZM164 38H165V37H164ZM171 38H172V37H171ZM133 39H131V40H133ZM144 39H145V38H144ZM148 39H149V37H148ZM169 39H170V38H169ZM172 39H173V38H172ZM112 40H113V39H112ZM151 40H152V39H151ZM170 40H171V39H170ZM170 40H169V41H170ZM174 40H175V39H174ZM141 41H143V40H141ZM147 41H148V40H146V43H147ZM149 41H150V40H149ZM152 41H153V40H152ZM152 41H151V42H152ZM165 41H166V40H165ZM138 42H140V40H139ZM151 42H150V43H151ZM124 43H125V44H124ZM129 43H128V45H129ZM131 43H130V45H131ZM142 43L145 44V41L142 42ZM142 43H141V44H142ZM172 43H173V42H172ZM143 44H142V45H143ZM147 44H148V43H147ZM163 44H164V43H163ZM139 45H140V44H139ZM139 45L137 44L136 46H139ZM142 45H141V46H142ZM169 45H172V44H169ZM176 45H177V44H176ZM141 46H140V49L142 48V51H143L142 53H144V50H145V48H146V45H144L145 48H144L143 46H142V47H141ZM155 46H156V44H155ZM155 46H154L153 48L156 50ZM163 46H164V45H163ZM167 46H168V45H167ZM167 46H166V47H167ZM127 47H128V46H127ZM159 47H160V46H159ZM159 47H158V48H159ZM166 47H165V48H166ZM176 47H177V46H176ZM143 48H144V49H143ZM149 48H150V47H149ZM163 48H164V47H163ZM169 48H170V47H169ZM171 48H172V47H171ZM179 48H180V47H179ZM135 49H137V52L140 51V49H139V51H138V48H137V47H136ZM135 49H134V50H135ZM166 49H167V48H166ZM151 50H152V48H151ZM157 50H158V49H157ZM162 50H164V49H162ZM168 50H169V49H168ZM168 50H167V51H168ZM178 50H179V49H178ZM180 50H181V49H180ZM159 51L161 52L160 49H159ZM185 51H186V50H185ZM134 52H135V51H134ZM145 52H146V51H145ZM151 52H154V51L152 50ZM156 52H157V51H156ZM131 53H133V51H132ZM135 53H136V52H135ZM140 53H141V51H140ZM142 53H141V55H142ZM146 53H147V52H146ZM171 53H172V51L168 53L169 58H170V57L172 58V57L174 56V55H173V56H170ZM174 53H175V51H174ZM155 54L157 55V53H155ZM155 54H154V55H155ZM159 54H160V53H159ZM161 54H162V53H161ZM161 54H160V55H161ZM172 54H173V53H172ZM180 54H181V53H180ZM135 55L138 56V54H135ZM135 55H133V57H131V58H136ZM139 55H140V54H139ZM176 55H177V54H176ZM144 56H146V55L144 54ZM144 56H143V58H144ZM147 56H148V54H147ZM165 56H167V53L165 54ZM141 57H142V56H141ZM148 57H149V56H148ZM151 57H152V56H151V53H150V58H151ZM155 57H156V56H155ZM162 57H163V55H162ZM178 57H179V56H178ZM131 58H130V59H131ZM139 58H140V57H139ZM143 58H142V60H143V62H144V60H146V58H145V59H143ZM158 58L160 59L159 56H158ZM158 58H157V59H158ZM166 58H167V57H165L164 59H166ZM153 59H154V58H153ZM153 59H151V60H153ZM161 59H163V58H161ZM133 60H134V59H133ZM137 60H139L138 57H137ZM147 60L149 61V59H147ZM155 60H156V59H155ZM169 60H170V59H169ZM173 60H175V59H173ZM241 60H242V59H241ZM135 61H136V60H135ZM157 61H158V60H157ZM159 61H160V62H159ZM159 61H158V62H159L161 65L163 64V66L166 65V63H167V61H164V63H163L161 60H159ZM149 62H150V61H149ZM155 62H156V61H155ZM158 62H156V63H158ZM161 62H162V63H161ZM146 63H147V61H146L144 64H146ZM168 63H171V61H168ZM190 63H191V62H190ZM204 64H205V63H204ZM237 64H239V63H237ZM161 65H160V66H161ZM141 66H142V67H141ZM168 66H169V65H168ZM168 66L166 65V68H165V66H164L163 69H161V71H162V70H163V72H164V70L167 71L166 69L168 68ZM216 66H217V65H216ZM158 68H159V67H158V64H157V69H158ZM160 68H161V67H160ZM164 68H165V69H164ZM170 68H171V67H170ZM237 68H238V67H237ZM155 69H156V66H155ZM157 69H156V70L153 69V70H154L153 73H152V74H153V77H152V75H151V77L153 78V79L151 78L152 81H146V80H147V79H146V80H144V82H143V81L141 80V79H142V78H141V79H140L141 82H140L139 84H141V83H142V85L144 84V85L147 87V89H149L150 91H151V90H153V91L156 90V92H157V91H159V90H160V91L163 90L162 93L165 92V95H166V96L168 97V99H169V100H167L168 102L171 101L170 98H172V100H176V98H179V97H177V96H178L177 93H176V95H177V96H176L175 93L172 92V91H173V87L170 88V89H172V90L165 89V88H166V87H165L166 85H164V83L167 82V81H165L164 79H161V77L165 78V77H164V73L166 74V72H164V73H163V76H162V75H161L162 73H160V72H161L160 69H159V70H157ZM238 69H239V68H238ZM218 70H219V69H218ZM155 71H157V72L160 71V72L157 74V75H158V78H157V77L155 78V76H154ZM168 71H169V70H168ZM170 71H171V70H170ZM133 72H132V73H133ZM135 72H134V73H135ZM145 72H146V71H145ZM172 72H173V71H172ZM234 72H235V71H234ZM240 72H241V71H240ZM167 73H168V72H167ZM169 73H170V72H169ZM169 73H168V74H169ZM184 73H185V72H184ZM48 74H49V73H48ZM155 74H156V73H155ZM159 74L161 75V77H159V76H160ZM171 74H172V73H171ZM171 74H170V75H171ZM110 75H111V74H110ZM136 75H137V74H136ZM136 75H135V76H136ZM166 75H167V74H166ZM126 76H129V77H130V75H126ZM126 76H125V77H126ZM131 76H132V78L134 77L132 74H131ZM138 76H136V77H137V79H136L137 81L139 80V79H138ZM173 76H174V75H173ZM173 76H172V77H173ZM183 76H184V75H183ZM129 77H128V78H129ZM136 77H134V79H135ZM140 77H139V78H140ZM148 77H149V76H148ZM168 77H169V75H168ZM172 77H171V78H172ZM175 77H176V76H175ZM175 77H174V78H175ZM119 78H118V79H119ZM123 78H124V76H123ZM169 78H170V77H169ZM118 79L115 78V80H114L113 82H115L116 84H118L117 82H120V79H119V80H118ZM134 79H133V81H136V80H134ZM172 79H173V78H172ZM182 79H183V78H182ZM140 80H139V81H140ZM148 80H149V78H148ZM166 80H167V77H166ZM170 80H171V79H170ZM230 80H231V79H230ZM124 81H126V80H124ZM129 81H130V80H129ZM129 81H128V83H130ZM137 81H136V82H133V84H134V83L136 84ZM139 81H138V82H139ZM171 81H172V80H171ZM174 81H175V80H174ZM121 82H122V81H121ZM121 82H120V84H121ZM169 82H170V81H169ZM175 82H177V79H176ZM219 82H220V81H219ZM123 83H124V82H123ZM126 83H127V82H126ZM126 83H125V84H126ZM167 83H168V82H167ZM229 84H230V83H229ZM122 85H123V87H121L120 90H121V89H124V84H122ZM137 85H138V83H137ZM137 85H136V86H137ZM144 85H143V86H144ZM169 85L172 86V83H171V84L168 83V86H169ZM128 86H129V84H128ZM133 86H134V85H133ZM140 86H141V85H138V87H140ZM143 86H141V87H143ZM145 86L143 87L142 90H140V89L138 88V89H139V92H140V91H143L144 89L146 90V87H145ZM174 86H175V85H174ZM164 87H165V88H164ZM125 88H127V87L125 86ZM128 88H130V87H128ZM174 88L176 89L177 86L174 87ZM248 89H249V88H248ZM115 90H116V89H115ZM135 90H136V89H135ZM177 90H178V89H177ZM128 91H129V90H128ZM146 91H147V90H146ZM245 91H246V90H245ZM121 92H123V91H121ZM129 92H131V91H129ZM137 92H138V91H137ZM143 92H144V91H143ZM143 92H142V93H143ZM144 93H145V92H144ZM147 93L149 94L148 91L146 92V95H147ZM151 93H152V92H151ZM151 93H150V95L153 96ZM257 93H258V92H257ZM122 94L124 95V93H122ZM122 94H121V95H122ZM126 94H127V92H126ZM138 94H141V93H138ZM246 94H247V93H246ZM133 95H134V94H133ZM150 95H149V96H150ZM165 95H163V97H164ZM124 96H126V95H124ZM134 96H135V95H134ZM155 96H156V95H155ZM223 96L225 97V94H224ZM141 97H142V96L140 95L139 98H141ZM143 97H144V96H143ZM216 97H217V96H216ZM224 97H223V98H224ZM131 98H132V97H131ZM136 98H137V97H136ZM136 98H135V99H136ZM145 98H146V97H145ZM154 98H155V97H154ZM165 98H166V97H165ZM236 98H237V97H235V99H236ZM133 99H134V98H133ZM141 99H142V98H141ZM237 99H238V101H239V98H237ZM237 99H236V100H237ZM242 99H243V98H242ZM138 100H139V99H138ZM148 100H149V99H148ZM231 100H232V99H231ZM233 100H234V99H233ZM233 100H232V101H233ZM236 100H235V101H236ZM144 101H146V100H144ZM150 101H151V100H150ZM150 101H149V102H150ZM156 101H157V100H156ZM158 101H159V100H158ZM164 101H165V100H164ZM240 101H241V100H240ZM242 101H244V100H242ZM255 101H256V100H255ZM141 102H142V101H141ZM161 102H162V101H161ZM177 102H178V101H177ZM219 102H220V101H218V103H219ZM231 103H232V102H231ZM163 104H164V102H162V106H164L165 104H167L166 106L168 107V103L165 102V104H164V105H163ZM169 104H170V106H171L172 103H169ZM219 104H220V103H219ZM234 104H238V103H234ZM39 105H40V104H39ZM146 105H147V104H146ZM173 105H174V104H173ZM221 105H222V104H220V107H221ZM224 105H225V104H224ZM239 105H240V104H239ZM151 106H153V105L151 104ZM162 106H161V107H162ZM175 106H176V105H175ZM252 106H253V105H252ZM38 107H39V108H38ZM38 107H37V108L39 109L38 112L40 113V111H41L40 108H41V107H40V106H38ZM47 107H48V105H47ZM140 107H141V106H140ZM157 107H158V105H157ZM159 107H160V106H159ZM159 107H158V108H159ZM167 107H166V108H167ZM173 107H174V106H171V109L175 110V109H174L175 107H174V108H173ZM181 107H182V106H181ZM228 107L230 108V106H228ZM45 108H46V107H45ZM45 108H44V111H42V113L39 114V115H38V113H37V114L34 113V116L36 117V120L40 121V123L37 124L36 127L33 126V127L36 128L35 130H36L37 134H38V133H40V134L42 133V131L44 130L45 125H46V120H47V119H50V117L52 116V114L49 115L51 109L48 111L49 108H47V109H45ZM163 108H165V107H163ZM168 108H170V107H168ZM221 108H222V107H221ZM225 108H226V107H225ZM240 108H241V107H240ZM248 108H249V107H248ZM34 109H36V107H35ZM38 109H37V110H38ZM42 109H43V108H42ZM148 109H149V108H148ZM222 109H223V108H222ZM249 109H250V108H249ZM249 109H248V110H249ZM251 109H252V111H253L254 108H251ZM32 110H33V109H32ZM37 110H36V111H37ZM156 110H158V109H156ZM173 110H171V111H173ZM181 110H182V109H181ZM186 110H187V109H186ZM224 110H225V109H224ZM224 110H223V111H224ZM237 110H239V109H236V111H237ZM240 110H243V109H240ZM244 110H245V109H244ZM244 110H243L242 112H244ZM34 111H35V110H34ZM34 111H33V112H34ZM36 111H35V112H36ZM51 111H52V110H51ZM159 111H160V109H159ZM166 111H167V110H166ZM168 111H169V109H168ZM171 111H170V115H171V114H175V111H177V106H176V110H175L174 112L171 113ZM246 111H247V109H246ZM252 111H251V112H252ZM145 112H147V111H145ZM185 112H186V111H185ZM185 112H184V114H185ZM207 112H208V111H207ZM218 112H219V111H218ZM221 112H222V111H221ZM238 112H239V111H238ZM262 112H263V111H262ZM52 113H53V112H52ZM163 113H166V114H167V112H163ZM229 113H230V112H229ZM231 113H233V112H231ZM239 113H241V112H239ZM252 113H253V112H252ZM254 113H256V112L254 111ZM156 114H157V113H155V116H156ZM160 114H161V113H160ZM160 114H159V115H160ZM166 114L163 115L164 118L166 117V116H165ZM180 114H181V112H180ZM216 114H217V112L215 113V115H216ZM234 114H235V112H234ZM242 114H243V113H242ZM248 114H249V112H248ZM263 114H264V113H263ZM263 114H261V115H263ZM181 115L183 116V114H181ZM215 115H213V116H215ZM237 115H238V114L236 113V116H237ZM32 116H33V115H32ZM32 116H31L30 118H32ZM171 116H174V115H171ZM171 116H170V117H171ZM177 116H179V114H177ZM187 116H188V115H187ZM204 116H205V115H204ZM221 116L223 117V119H225V115H224V116L221 115ZM238 116H239V115H238ZM238 116H237V117H238ZM254 116H255V117H258V116H256V114H255ZM254 116H253V118H254ZM263 116H264V115H263ZM35 117H33V118H35ZM40 117H41V118H40ZM153 117H154V116H153ZM157 117H158V115H157ZM167 117H169V116L167 115ZM170 117H169V118H170ZM175 117H176V116H175ZM175 117H174V118H175ZM185 117H186V116H185ZM247 117H248V116H247ZM30 118H29V119H30ZM33 118L31 119L32 121H30V122L34 124L35 122H33V121H34ZM38 118H39V119H38ZM155 118H156V117H155ZM169 118H166V119H169ZM171 118H172V117H171ZM179 118H181V117L179 116ZM186 118H187V117H186ZM215 118H217V116H216ZM251 118H252V117H250V119H251ZM261 118H262V117H261ZM261 118H260V119H261ZM29 119H28V120H29ZM157 119H158V121H156V122H159V119L161 120V117H160V118H157ZM182 119H183V117H182ZM182 119H181V121H182ZM213 119H214V118H213ZM246 119H247V118H246ZM28 120H27V121H28ZM164 120H165V119H164ZM164 120H161L162 123H163V125H164V122H166V124H170V123H169V120H168V122H167V120H166V121H164ZM170 120H171V119H170ZM172 120H173V118H172ZM174 120H175V119H174ZM176 120H177V118H176ZM176 120H175V121H176ZM214 120H215V119H214ZM216 120L218 121V119H216ZM216 120H215V121H216ZM226 120L230 122V120H228V117H227ZM240 120H241V118H240ZM248 120H249V119H248ZM252 120H253V119H252ZM254 120H256V119L254 118ZM263 120H264V119H263ZM38 121H37V123H38ZM217 121H216V122H217ZM257 121H258V118H257ZM257 121H256V122H257ZM260 121H261V120H260ZM30 122H27V124H26V122H25V124L28 125ZM156 122H155V123H156ZM182 122H183V121H182ZM218 122H219V121H218ZM254 122H255V121H254ZM262 122H263V121H262ZM262 122H261V123H262ZM159 123H160V122H159ZM162 123H160V124H162ZM214 123H215V122H212V124H214ZM219 123H220V122H219ZM219 123H217V124H218V128H221V127H219ZM221 123H222V122H221ZM237 123H238V122H237ZM237 123H236V124H237ZM258 123H259V125L261 124L260 122H258ZM160 124H158V125H160ZM166 124H165V125H166ZM180 124H181V123H180ZM227 124H228V123H227ZM227 124H226V125H227ZM2 125H3V124H1V126H2ZM34 125H35V124H34ZM178 125H179V124H178ZM228 125H229V124H228ZM4 126H5V124H4ZM30 126H31V125H29L28 127L26 126V127H27V130H28L29 128H31V129L34 130V128H32V126H31V127H30ZM161 126H162V125H161ZM161 126H160V130H161ZM166 126H167V125H166ZM175 126H177V123H176ZM220 126H221V124H220ZM223 126H224V125H223ZM223 126H222V128H223ZM244 126H245V125H244ZM2 127H3V126H2ZM157 127H158L157 124H155V125L153 126V128H152V133H153V134H156V133H157ZM164 127H165V126H164ZM181 127H182V126H181ZM213 127H214V126H213ZM215 127H217V126H215ZM225 127H226V128H229V127H227V126H225ZM231 127H232V126H231ZM245 127H246V126H245ZM165 128H166V127H165ZM174 128H176V127H174ZM174 128H173V129H174ZM246 128H247V127H246ZM0 129H1V128H0ZM178 129H179V126H178ZM180 129H181V128H180ZM197 129H198V128H197ZM223 129H224V128H223ZM247 129H248V128H247ZM263 129H264V128H263ZM29 130H30V129H29ZM29 130H28V131H29ZM33 130H32V131H33ZM217 130H218V129H217ZM221 130H222V129H221ZM232 130H233V128H232ZM28 131H27V132H28ZM30 131H31V130H30ZM30 131H29V132H30ZM224 131H225V129H224ZM236 131H237V130H236ZM236 131H235V132H236ZM2 132H3V131H2ZM34 132H35V131H34ZM36 132H35V133H36ZM222 132H223V131H222ZM235 132H234V133H235ZM31 133H32V132H30V134H31ZM223 133H224V132H223ZM232 133H233V132H232ZM234 133H233V134H234ZM6 134H7V133H6ZM8 134H9V133H8ZM10 134H11V133H10ZM28 134H29V133H28ZM32 134H34V133H32ZM32 134L29 135V136L32 137ZM227 134H228V133H227ZM236 134H239V133H236ZM203 135H204V134H203ZM225 135H226V134H225ZM0 136H1V135H0ZM7 136H8V135H7ZM10 136H11V135H10ZM34 136H35V135H33V137H34ZM38 136H39V135H38ZM206 136H207V135H206ZM217 136H218V134H217ZM226 136H227V135H226ZM238 136H239V135H237V137H238ZM222 137H223L224 139H226V137H224V135H223ZM29 138H30V137H29ZM37 138H38V137H37ZM219 138H220V137H219ZM22 139H24V131L22 132V131L20 130V131H18L17 133H15V135H14V142L17 144V146H15L16 144H14V146L5 145L6 148H4L5 146H4V144H3V146H4L3 149H6L5 151L7 152L8 155H9V154H16V155H17V153H16L17 150H19V151H18V153H19L18 156H19V155H22L23 152H25V151L27 152V150L31 148L30 146H31V144L33 143L31 140H32L33 138H31L29 141L26 139L25 142H23ZM229 139H230V138H229ZM1 140H2V139H1ZM35 140H36V139H35ZM239 140H240V139H239ZM21 141H22V143H21ZM30 141H31L32 143H30ZM214 141H215V140H214ZM219 141H220V143H221L223 140L221 139V140H219ZM231 141H232V140H231ZM251 141H252V140H251ZM1 142H2V141H1ZM200 142H201V141H200ZM232 142H233V141H232ZM241 142H242V141H241ZM243 142H244V140H243ZM249 142H250V141H249ZM34 143H35V142H34ZM209 143H210V142H209ZM233 143H234V142H233ZM237 143H238V142H237ZM244 143H246V142H244ZM250 143H251V142H250ZM216 144H217V143H216ZM228 144H230V142H228ZM231 144H232V143H231ZM241 144H242V143H241ZM162 145H163V144H162ZM197 145L204 146L202 143H201V144L198 143ZM197 145H195V146L197 147ZM210 145H211V144H210ZM232 145H233V144H232ZM235 145H236V143H235ZM238 145L241 146L240 144H238ZM242 145H243V144H242ZM246 145H247V144H246ZM249 145H250V144H249ZM249 145H248V147H249ZM32 146H33V145H32ZM220 146H221V144H220ZM223 146H224V145H223ZM228 146L230 147V145H228ZM250 146H251V145H250ZM158 147H159V146H158ZM198 147H199V146H198ZM213 147H214V145H213ZM221 147H222V146H221ZM226 147H227V146H226ZM226 147H225V148H226ZM241 147H242V146H241ZM20 148H22V149L25 148L26 150H25V151H22ZM201 148H202V147H200V148H198V149L200 150ZM239 148H240V147H239ZM1 149H2V148H1ZM3 149H2V150H3ZM202 149H203V151H202L201 153H199V154H201V155L198 156V152H197V155L194 154V156L202 157V158L208 157V156H209V153H207L208 156H205V157L202 156V155H204L203 152L205 151L204 148H202ZM208 149H209V148H208ZM208 149H207V150H208ZM210 149H211V148H210ZM215 149H216V148H215ZM230 149H233V148L226 149V150H228L227 153L230 151ZM246 149H248V148H247V147L245 148V145H244V149H243V148H240V149H238V151L241 153L242 151L244 152V150L246 151ZM250 149H251V147H250ZM23 150H24V149H23ZM195 150H196V149H195ZM199 150H197V151H199ZM213 150H214V149H213ZM216 150H217V149H216ZM221 150H222V148H221ZM235 150H236V148H235ZM235 150H233V151L235 152ZM255 150H256V149H255ZM5 151H4V152H5ZM20 151H22L21 154H20ZM28 151H29V150H28ZM200 151H201V150H200ZM200 151H199V152H200ZM224 151H225V150H224ZM236 151H237V150H236ZM249 151H250V150H249ZM4 152H3V153H4ZM6 152H5V153H6ZM26 152H25L24 156L27 154ZM167 152H168V151H167ZM184 152H187V151L184 150ZM191 152H192V151H191ZM191 152H190V153H191ZM207 152H209V151H207ZM220 152H221V151H220ZM222 152H223V150H222ZM247 152H248V151H247ZM190 153H189L186 157H189ZM210 153H211V152H210ZM213 153H214V154H217L216 152H213ZM213 153L210 154V156H211V155L213 156L212 158H214V157H216V156H218L219 158H221L220 155H213ZM235 153H236V152H235ZM245 153H246V152H245ZM245 153H244V154H245ZM248 153H249V152H248ZM253 153H254V151H253ZM256 153H257V152H256ZM180 154L182 155L183 153L180 151ZM192 154H193V152H192ZM205 154H206V152H205ZM224 154H225V153H224ZM231 154H232V152H230V155H231ZM257 154H258V153H257ZM257 154H256V155H257ZM4 155H5V154H4ZM168 155H169V154H168ZM183 155H186V154H183ZM228 155H229V153H228ZM235 155H238V153L235 154ZM241 155H242V153H241ZM258 155H259V154H258ZM262 155H263V154H262ZM191 156H192V155H191ZM194 156H193V157H194ZM210 156H209V157H210ZM222 156H223V155H222ZM226 156H227V154H226ZM238 156H239V155H238ZM245 156L248 157V158L250 157V156H248V154L245 155ZM182 157L184 158V156H182ZM209 157H208L207 159H210V158H211V157H210V158H209ZM218 157L216 158L217 160H219ZM227 157H228V156H227ZM234 157H235V156H234ZM234 157H232V158L230 157V159H233ZM243 157H244V155L242 156V158H243ZM251 157H252V156H251ZM251 157H250V159H251ZM255 157H258V156H255ZM259 157H260V156H259ZM159 158H160V156H155L154 160H155L156 162H159ZM180 158H181V156H180ZM195 158H196V157H195ZM195 158H193V159H195ZM202 158H200V159H202ZM228 158H229V157H228ZM228 158H227V159H228ZM13 159H14V156H13ZM15 159H16V156H15ZM15 159H14V161H15ZM22 159H23V157H22ZM190 159H191V158H190ZM216 159H215V160H216ZM222 159H223V158H221V160H222ZM227 159L225 158V159L223 160V162H225ZM230 159H229V161H230ZM236 159H237V158H236ZM236 159H235V160L233 159V160L236 161ZM260 159H261V158H260ZM6 160H7V159H6ZM18 160H19V159H18ZM24 160H25V159H24ZM181 160H182V159H181ZM183 160H184V159H183ZM185 160H187V158H185ZM196 160L198 161V159H195L194 161H192V159H191V160H190V163H192V162L195 163ZM221 160H220V162H221ZM233 160H232V162H233ZM246 160H247V159H246ZM252 160H253V158H252ZM256 160H257V159H256ZM261 160H263V157H262ZM261 160H260V161H261ZM3 161H4V160H3ZM162 161H163V160H162ZM174 161L177 162L175 159H174ZM191 161H192V162H191ZM200 161H201V160H200ZM204 161L206 162V159H205ZM211 161H214V160H211ZM211 161H210V162H211ZM229 161L227 160L228 164H229ZM244 161H245V160H244ZM244 161H243V162H244ZM1 162H2V161H1ZM12 162H13V160H12ZM17 162H18V161H17ZM165 162H166V161H165ZM171 162H172V160H170V163H171ZM175 162H174V163H175ZM186 162H187V161H186ZM186 162H185V163H186ZM202 162H203V161H202ZM202 162H199V163L202 164ZM207 162H208V160H207ZM232 162H230V163H232ZM246 162H248V161H246ZM249 162H250V160H249ZM249 162H248V163H249ZM253 162H255V161H253ZM253 162H252V163H253ZM8 163H11V161H9ZM150 163H152V161H151ZM187 163H188V162H187ZM187 163H186V164H187ZM190 163H188V164H190ZM199 163L196 164V165L199 166ZM215 163H216V162H215ZM244 163H245V162H244ZM248 163H247V164H248ZM1 164H2V163H1ZM15 164H16V163L13 162V165H15ZM17 164H18V163H17ZM153 164H154V162H153ZM153 164H152V165H153ZM156 164H157V163H156ZM161 164H162V163L160 162V165H161ZM168 164H169V162H168ZM176 164H177V163H176ZM176 164H173L174 166H172V168L175 167ZM192 164H193V163H192ZM209 164H210V163H209ZM3 165H5V164H3ZM7 165H8V164H7ZM9 165H10V164H9ZM150 165H151V164H150ZM150 165H149V166H150ZM169 165H170V164H169ZM183 165H184V164H183ZM183 165L181 164V165H179V166L182 167ZM205 165H206V163H205ZM210 165H211V164H210ZM218 165H220V164H218ZM223 165H224V164H223ZM255 165H256V162H255ZM0 166H1V165H0ZM10 166H12V165H10ZM156 166H157V165H156ZM163 166H164V165H163ZM184 166H185V165H184ZM193 166H194V165H193ZM203 166H204V164H203ZM207 166H208V165H207ZM211 166H212V165H211ZM213 166H214V167H213ZM213 166H212V167L215 168V165H213ZM224 166H225V165H224ZM258 166H259V168H260L262 171H264V164H263L262 162L260 163V165H257V167H258ZM5 167H6V166H5ZM154 167H155V166H154ZM159 167H160V166H159ZM167 167H168V166H167ZM188 167H189V166H188ZM220 167H222V166H220ZM12 168H13V167H12ZM12 168H11V169H12ZM15 168H16V166H15ZM18 168H19V165H18ZM149 168H150V167H149ZM164 168H165V167H164ZM172 168H171V169H172ZM194 168H195V167H194ZM198 168H200V167H198ZM198 168H197V169H198ZM205 168H206V167H205ZM224 168H225V167H224ZM0 169H1V167H0ZM150 169H151V168H150ZM153 169H155V168H153ZM166 169H168V168H166ZM169 169H170V168H169ZM171 169L168 170V171H171ZM179 169H180V168H179ZM189 169H190V168H188V170H189ZM197 169L195 168V170H197ZM207 169H209V168H207ZM216 169H217V168H216ZM221 169H222V168H221ZM221 169H219V170L222 171ZM255 169H256V168H255ZM255 169H254V171H256ZM2 170H4V169L2 168ZM16 170H18V169H16ZM16 170H15V171H16ZM30 170H31L32 172L38 173V174H40V175H43V174H44V171H45V169L41 166V162H40V160H36L35 162H33V164H32L31 167H30ZM155 170H156V169H155ZM162 170H163V169H162ZM185 170H186V169L184 168V171H185ZM202 170H203V169H201V171H202ZM205 170H206V169H205ZM205 170H204V172H205ZM219 170H218V172H219ZM261 170H260V171H261ZM157 171H158V170H157ZM166 171H167V170H166ZM166 171H163V173L165 172V174H166ZM168 171H167V172H168ZM180 171H182L181 174H183L184 171H183V170H180ZM180 171H179L178 173H180ZM193 171H194V170H192V173H193ZM199 171H200V170H199ZM247 171L250 172V170H247ZM0 172H1V171H0ZM149 172H150V171H149ZM154 172L156 173V171H154ZM159 172H161L160 169H159ZM159 172H158V173H159ZM174 172H175V171H174ZM174 172H173V173H174ZM185 172H186V173H184V174L186 175L188 172H187V170H186ZM194 172H196V171H194ZM204 172H202L203 175H206ZM207 172H209V171H207ZM6 173H7V172H6ZM151 173H152V172H151ZM158 173H157V174H158ZM173 173H172V174H173ZM189 173H191V170H190ZM189 173H188L187 175H189ZM197 173H198V172H197ZM197 173H195L194 175H196L197 178H198L200 175H197ZM210 173H211V171H210ZM212 173H214V172L212 171ZM212 173H211V174H212ZM1 174H2V173H1ZM9 174H10L9 176H12V175H13V174L11 175V172H10V171H9ZM14 174H15V172H14ZM161 174H162V173H161ZM161 174H160V176H161ZM172 174H171V175H172ZM174 174H175V173H174ZM198 174H200V172H199ZM207 174H208V173H207ZM211 174H210V177H211ZM254 174H255V173L251 174L252 176L249 174V177L251 176V177H252V180H253ZM6 175H7V174H6ZM6 175H5V176H6ZM162 175H163V174H162ZM187 175L184 176V177L187 178ZM190 175H193V174H190ZM190 175H189V176H190ZM255 175H257V174H255ZM2 176H3V175H1L0 177L2 178ZM5 176H3L4 179H5ZM13 176H14V175H13ZM13 176H12V177H13ZM28 176H29V175H28ZM151 176H152V174H151ZM153 176H155V175H153ZM153 176H152V177H153ZM158 176H159V175H158ZM160 176H159V178L162 177V176H161V177H160ZM182 176H183V175H182ZM207 176H209V175H206V176H205L206 179H207ZM257 176H258V175H257ZM6 177H7V176H6ZM164 177H165V175H164L162 178H164ZM190 177H191V176H190ZM194 177H195V176H194ZM202 177H204V176H202ZM219 177H220V176H219ZM30 178H31V177H30ZM155 178H156V177H155ZM162 178H161V179H162ZM166 178H168V177H166ZM195 178H196V177H195ZM227 178L229 179L228 176H227ZM254 178H255V177H254ZM7 179H9V178H7ZM164 179H165V178H164ZM169 179H170V178H168V180H169ZM184 179H185V178H184ZM192 179H193V178H192ZM200 179H202V178H200ZM200 179H199V181H200ZM208 179H210V178H208ZM214 179H215V178H214ZM258 179L260 180V178H258ZM258 179H257V180L255 179V180L258 181ZM11 180H12V179H11ZM154 180H155V179H154ZM168 180H167V181H168ZM170 180H171V179H170ZM170 180H169V182H170ZM187 180H188V178H187ZM197 180H198V179H197ZM204 180H205V178H204ZM211 180H212V179H211ZM232 180H233V179H232ZM249 180L251 181V179H249ZM255 180H253V182H254ZM261 180H262V179H261ZM263 180H264V179H263ZM158 181H159V180H158ZM162 181H163V179H162ZM162 181H160V183H158V184H161ZM165 181H166V180H165ZM171 181H173V179H172ZM184 181H186V179H185ZM191 181H193V183H194V181H196V179H193V180H191ZM199 181H197V182H199ZM207 181H208V180H207ZM229 181H230V180H229ZM5 182H6V180L3 181L4 185L7 183V182H6V183H5ZM8 182H9V181H8ZM189 182H190V181L188 180V183H189ZM201 182H203V184L205 183V182L202 181V180H201ZM210 182H211V181H210ZM212 182H213V181H212ZM231 182H232V181H231ZM248 182H249V181H248ZM258 182H259V181H258ZM164 183H165V182H164ZM164 183H163V184H164ZM186 183H187V182H186ZM208 183H209V182H207V185H208ZM235 183H236V182H235ZM262 183H264V182H262V181L259 182L258 186H260V184L262 185ZM168 184H169V183H168ZM168 184H167V185H168ZM189 184H191V183H189ZM196 184H197V183H195V185H196ZM198 184H199V183H198ZM200 184H201V183H200ZM254 184H255V183H254ZM7 185H9V184H7ZM7 185H6V186H7ZM169 185H171V183H170ZM169 185H168V186H169ZM184 185H185V184H184ZM211 185L213 186L212 183H211ZM214 185H215V183H214ZM236 185H238V184L236 183ZM240 185H241V184H240ZM247 185H248V184H247ZM9 186H10V185H9ZM163 186H166V184L163 185ZM163 186H162L161 188H164V189H165V187H163ZM192 186H193V187H192ZM192 186H191L192 188H195V187H194V184H193ZM201 186H202V184H201ZM205 186H206V184H205ZM205 186H204V187H205ZM208 186H210V185H208ZM244 186H245V185H244ZM7 187H8V186H7ZM169 187H171V186H169ZM169 187H168V190H169L168 192H170V191L172 190V189H169ZM236 187H237V186H236ZM239 187H242V189H243V186H239ZM239 187H237V188H239ZM262 187H263V186H261L260 189H262ZM2 188H3V187H2ZM4 188H5V187H4ZM4 188H3V190H4ZM148 188H149V187H148ZM155 188H156V187H155ZM155 188H153V189H155ZM199 188H200V185H199V187L197 188V190H198ZM215 188H216V187H215ZM248 188H249V187H246L247 190H248ZM254 188H255V187H254ZM254 188H253V189H254ZM256 188H258V187H256ZM256 188H255V189H256ZM200 189H202V188H200ZM200 189H199V190H200ZM242 189H240V190H242ZM246 189H245V190H246ZM249 189H251V187H250ZM263 189H264V188H263ZM3 190L0 189V193H1V192L4 193ZM149 190H150V189H149ZM151 190H152V189H151ZM156 190H157V189H156ZM156 190H155V191H156ZM159 190H160V189H159ZM161 190H162V189H161ZM165 190H166V189H165ZM193 190H194V189H193ZM207 190H208V189H207ZM238 190H239V189H238ZM28 191H29V190H28ZM166 191H167V190H166ZM177 191H178V190H177ZM200 191H201V190H200ZM209 191H210V190H208V192H209ZM215 191H216V190H215ZM255 191H256V190H254V192H255ZM261 191H262V190H261ZM261 191L259 192V194H257L258 192L256 191V192H257L256 194L259 195V196H263V194H262ZM263 191H264V190H263ZM148 192H150V191H148ZM171 192H172V191H171ZM171 192H170V193H171ZM195 192H196V190H195ZM208 192H207V195H208ZM238 192H242V191H238ZM7 193H8V192H7ZM23 193H25V192H23ZM177 193H178V192H177ZM177 193H176V194H177ZM182 193H183V192H182ZM197 193H198V192H197ZM197 193H194V192H193V195H195V194H197ZM203 193H205V191H204ZM211 193H212V191H211ZM27 194H28V193H27ZM149 194H150V193H149ZM151 194H152V192H151ZM161 194H162V193H161ZM167 194H168V193H167ZM199 194H200V193H199ZM247 194H248V192H247ZM252 194H253V198L255 199V198H256V197H255L256 195L254 196V193H252ZM260 194H262V195H260ZM1 195H2V194H0V196H1ZM21 195H22V194H21ZM170 195H171V196H170L171 199H168V198H169V196H168V198H167L166 200H168V201H169V200L173 201L172 199H175V197L173 196V194H170ZM205 195H206V194H205ZM207 195H206V196H207ZM211 195H212V194H211ZM241 195L243 196L244 194H241ZM152 196H153V195H152ZM152 196H151V197H152ZM165 196H166V195H165ZM165 196H163V197L165 198ZM172 196H173L174 198H172ZM185 196H187V198H188V195H185ZM185 196H184V197H185ZM190 196H191V193H190ZM208 196H209V195H208ZM214 196H215V195H214ZM259 196H258V197H259ZM153 197H155V196H153ZM158 197H160V195H159ZM161 197H162V195H161ZM182 197H183V196H182ZM191 197H192V196H191ZM215 197L218 198L217 195H216ZM215 197H214V199H215ZM263 197H264V196H263ZM199 198H201V197L199 196ZM212 198H213V197H212ZM212 198H210V199H212ZM241 198H242V197H241ZM259 198H260V197H259ZM259 198H258L257 200H260ZM22 199L24 200V202L26 201L25 198H24L23 196H22ZM137 199H138V198H137ZM157 199H158V198H157ZM160 199H163V198H160ZM183 199L185 200V198H183ZM183 199H182V200H183ZM214 199H213V200H214ZM254 199H251V200H254ZM263 199H264V198H263ZM138 200H139V199H138ZM153 200H155V199L153 198ZM153 200H151V201H153ZM166 200H163V201L166 202ZM187 200H188V199H187ZM190 200H191V202H193V198L191 199V198L189 197V200H188V201L190 202ZM199 200H200V199H199ZM215 200H216V199H215ZM236 200H237V199L235 198V201H236ZM257 200H256L255 203H258ZM155 201H156V200H155ZM177 201H180V200L177 199ZM177 201H174V203H176ZM185 201H186V200H185ZM188 201H187L186 203L184 202L185 204H187V206H188V205H191V204H189ZM218 201H219V200H218ZM261 201H262V200H261ZM159 202H160V201H159ZM159 202H158V203H159ZM210 202H212V201H209V203H210ZM237 202H238V201H236V204H237ZM137 203H138V202H137ZM140 203H141V205L144 204L143 202H140ZM142 203H143V204H142ZM158 203H157V204H158ZM163 203H164V202H162V204H163ZM171 203H172V202H170L169 205H171ZM179 203H181V201H180ZM202 203H203V201H202ZM202 203H201V204H202ZM160 204H161V203H160ZM160 204H159V205H160ZM182 204H183V203H182ZM185 204H184V205H185ZM211 204H212V203H211ZM214 204H215V203H214ZM216 204H217V203H216ZM216 204H215V205H216ZM219 204H220V203H219ZM240 204H241V203H240ZM252 204H253V202H252ZM135 205H136V202H133V204L130 206V208L128 209V211L125 212V214L122 216V218H123L124 220L132 219V225H133V227L136 228L135 230L138 229L137 231H138V233H139V232H140V231H139L140 228H141L142 226H145V228H146V225H145V224H147L149 221H147V219H146V222H145V219H144V218H145L144 215H147V214H144V215L142 214V215H141L140 211L143 210L142 208H141L142 210H140L139 212H138V210H137L138 213L134 210ZM141 205H140V206H141ZM144 205H145V204H144ZM144 205H143V206H144ZM147 205H148V204H147ZM174 205H175V204H174ZM212 205H213V204H212ZM212 205H211L210 207L208 206V208H210V209H206V211H207V210H210V211L212 210V212H213V210H214L215 208L212 207ZM255 205H256V204H255ZM149 206H150V207L152 208V210H153V205H151V203H150ZM149 206H148V207H149ZM163 206H164V205H163ZM165 206H166V205H165ZM179 206H183V205L179 204ZM185 206H186V205H185ZM192 206H193V205H192ZM192 206H191V208L193 209ZM202 206H203V205H202ZM206 206H207V205H206ZM220 206H221V205H220ZM259 206H260V205H259ZM145 207H146V206H145ZM150 207H149V208H150ZM158 207H159V206H158ZM173 207H174V206H173ZM194 207H195V206H194ZM203 207H204V206H203ZM211 207H212L213 209H212ZM217 207L219 208V206H217ZM237 207H238V206H237ZM154 208H155V207H154ZM167 208H168V207H167ZM179 208H180V207H179ZM182 208H183V209L180 208V209H181V210H180V213H181L182 210H184V207H182ZM188 208H189V207H188ZM188 208L186 207L185 209L188 210ZM191 208H189V209H191ZM220 208H221V207H220ZM220 208H219V209H220ZM244 208H245V207H244ZM258 208H259V207H258ZM263 208H264V206H263ZM157 209H158V208H157ZM174 209H175V207H174ZM222 209H223V208H221V211H223ZM233 209H235V207H234ZM233 209H231V210H233ZM154 210L156 211V209H154ZM163 210H164V209H163ZM163 210H162V212H164ZM165 210H167V209H165ZM168 210H170V209L168 208ZM175 210H176V209H175ZM175 210H174V211H175ZM178 210H179V209H178ZM237 210H238V209H236V212H237ZM240 210H241V209H240ZM250 210H251V209H250ZM253 210H255V209H253ZM260 210H261V209H260ZM143 211H144V210H143ZM159 211H160V210H159ZM174 211H173V212H174ZM185 211H186V210H185ZM189 211H190V214H191V213H192L191 210H189ZM206 211H205V212H206ZM216 211H217V210H216ZM218 211H220V210H218ZM227 211H228V210H227ZM234 211H235V210H234ZM234 211H232V212H234ZM165 212H166V211H165ZM170 212H171V211H169V214H170ZM173 212H172V214H173ZM186 212H187V211H186ZM207 212H209V211H207ZM228 212H229V211H228ZM230 212H231V211H230ZM238 212H239V211H238ZM242 212H243V211H242ZM248 212H250V211H248ZM251 212H252V211H251ZM253 212H254V211H253ZM154 213H155V212H154ZM158 213H159V212H157V215L159 216ZM160 213H161V211H160ZM176 213H178V212L175 211V212H174V215H175ZM180 213H179V215H180ZM183 213H184V212H182V215H180V216L182 217L181 219L184 218V217H183V216H184ZM187 213H188V212H187ZM187 213H186V214H187ZM195 213H196V212H195ZM210 213H211V212H210ZM210 213H208V214H210ZM7 214H8V213H7ZM161 214H162V213H161ZM184 214H185V213H184ZM186 214H185V215H186ZM193 214H194V213H193ZM206 214H207V213H206ZM218 214H219V213H218ZM223 214H224V213H223ZM240 214H241V213H240ZM255 214H256V213H255ZM152 215H153V214H152ZM157 215H156V216H157ZM177 215H178V214H176V215L174 216V218H175L176 220H179V218L177 219V217H178L179 215H178V216H177ZM188 215H189V214H188ZM230 215H231V214H230ZM233 215L235 216V213H234ZM143 216H144V218H142ZM176 216H177V217H176ZM186 216H187V215H186ZM201 216H202V215H201ZM214 216H215V215H214ZM14 217H15V216L11 214L10 219H9L10 224H11L12 226H14V224H15L16 222H18V219H20V217H18V219H15L16 217H15V218H14ZM160 217H161V216H160ZM163 217H164V216H163ZM169 217H170V216H169ZM187 217H188V216H187ZM187 217H186V218H187ZM192 217H193V216H192ZM192 217H190V219H189V218H188V219L191 220ZM208 217H209V216H208ZM210 217H211V216H210ZM141 218H142V219H141ZM146 218H147V217H146ZM167 218H168V217H167ZM170 218L173 219L172 222H173V221H176V220H174L173 216L170 217ZM200 218H201V217H200ZM250 218H251V217H250ZM140 219H141V220H140ZM151 219H152V218H151ZM157 219H158V218H157ZM157 219H156V222H157ZM159 219H163V218H159ZM164 219L167 221L166 218H164ZM164 219H163V220H164ZM195 219H196V218H195ZM198 219H199V218H198ZM208 219H209V218H207V220H208ZM220 219H221V218H220ZM169 220H170V219H169ZM169 220H168V221H169ZM193 220H194V219H193ZM203 220H204V219H203ZM210 220H211V219H210ZM234 220H235V219H234ZM246 220H247V219H246ZM19 221H20V220H19ZM27 221H28V220H27ZM151 221H152V220H150V223H148L149 225L153 223V222L151 223ZM154 221H155V220H154ZM166 221H163V223H164V222L166 223ZM170 221H171V220H170ZM182 221H183V220H182ZM186 221H187V220H186ZM204 221H206V220H204ZM7 222H8V221H7ZM124 222L126 223L127 221H124ZM124 222H122V224H123ZM161 222H162V221H161ZM184 222H185V221H184ZM184 222H183V223H184ZM190 222H191V221H190ZM213 222H214V221H213ZM219 222H221V221H219ZM21 223H22V221H21ZM31 223H32V222H31ZM125 223H124V224H125ZM128 223H129L128 226H129V225L131 226L129 220H128ZM168 223H169V222H168ZM168 223H167V224H168ZM180 223H181V221H180ZM199 223H200V222H199ZM205 223H206V222H204V225H205ZM208 223H209V222H208ZM263 223H264V222H263ZM29 224H30V223H29ZM176 224L178 225V222H177ZM195 224H196V223H195ZM200 224H201V223H200ZM213 224H214V223H213ZM213 224H212V225H213ZM216 224H217V223H216ZM218 224H219V223H218ZM228 224H229V223H228ZM19 225H20V224H19ZM149 225H148V226H149ZM153 225H155V224H153ZM157 225H159V224H156V226H157ZM170 225L173 226L174 223H173V224H172V223L169 224V227H171ZM179 225H180V224H179ZM183 225H184V224H183ZM183 225H182V226H183ZM190 225H191V224H190ZM198 225H199V224H198ZM198 225H197V226H198ZM204 225H203V226H204ZM225 225H226V224H225ZM26 226H27V224H26ZM28 226H29V225H28ZM30 226H31V225H30ZM32 226H33V225H32ZM126 226H127V224H125V229L121 228V230H122V229H123V230H126ZM130 226H129V227H130ZM151 226H152V225H150L149 228H151ZM187 226H188V225H187ZM236 226H237V225H236ZM120 227H121V225H120ZM120 227H119V228H120ZM133 227H132V228H133ZM154 227H155V226H154ZM160 227H161V225L159 226V228H160ZM169 227L167 228V231H168L167 233L170 232L171 235H172V232H173V231H175V232L177 233V232H179V231L181 230V227H179L180 230H178V231H177V230H174V229H173V231H170V230H169ZM174 227H175V226H174ZM176 227H177V226H176ZM183 227H184V226H183ZM188 227H189V226H188ZM116 228H117V227H116ZM132 228L129 229V232H130V230H131ZM161 228H162V227H161ZM164 228H166V227L164 226ZM171 228H172V227H171ZM184 228H185V227H184ZM184 228H183V230H184ZM31 229H33V228H31ZM35 229H36V230H34L35 234L38 233V234H36V235H38V237H41V239H42V241H43V243H44V244L42 243L41 245H43V246H45V245L48 246V245H50L52 242H53V243L55 242L53 236H52L51 234H49L48 232L46 233L44 230H42V229L39 228V227H37V228H35ZM142 229H143V228H142ZM147 229H148V228H147ZM147 229H146V230H147ZM152 229H153V228H152ZM155 229H156V228H155ZM176 229H177V228H176ZM212 229H213V228H212ZM121 230L119 229V231H121ZM132 230H133V229H132ZM135 230H134V231H135ZM146 230H144V231L142 230V232H145ZM191 230H192V229H191ZM195 230H196V229H195ZM28 231H29V230H28ZM32 231H33V230H32ZM119 231H118V232H119ZM148 231H149V232H148ZM156 231H157V230H156ZM159 231H160V230H159ZM161 231H163V230H161ZM161 231H160V232H161ZM187 231H188V230H187ZM231 231H232V229H231ZM236 231H237V230H236ZM236 231H235V232H236ZM6 232H7V230H6ZM124 232H125V231H124ZM127 232H128V230H127ZM129 232H128V233H129ZM135 232H136V231H135ZM135 232H133V233H135ZM142 232H141L140 235H144ZM146 232H147V233H146ZM146 232H145V233L148 235V238H149L150 235H149L148 233H150L151 231L148 229ZM152 232H154V230H153ZM152 232H151V234H152ZM165 232H166V231H165ZM203 232H204V231H203ZM205 232H206V231H205ZM133 233L131 232V236H132ZM138 233H136V235H137V239H139V237H140V235H139V237H138ZM154 233H156V232H154ZM154 233H153V234H154ZM180 233H181V232H180ZM182 233H183V232H182ZM182 233L180 234V235H181V239H182V237H183V236H182ZM197 233L199 234L198 230H197ZM197 233H196V234H197ZM7 234H8V233H7ZM121 234H122V233H121ZM126 234H127V233H126ZM126 234H124V235H126ZM146 234H145V235H146ZM161 234H164V231H163ZM198 234H197V235H198ZM224 234H225V233H224ZM234 234H235V233H234ZM236 234H237V233H236ZM119 235H120V233H119ZM127 235H128V234H127ZM127 235H126V236H127ZM129 235H130V234H129ZM134 235H135V234H134ZM147 235H146V236H147ZM155 235H156V237H157V234H154V235H153V238H155V237H154ZM167 235L169 236V234H167ZM167 235L165 234L164 237L167 236ZM120 236H121V235H120ZM126 236L124 237L125 240L128 239V240H130V243H131V238L129 239L130 236H129V237H126ZM158 236H160V233L158 234ZM168 236H167V237H168ZM173 236H174V234H173ZM175 236H178V237H179V235H177V234H175ZM194 236H195V235H194ZM232 236H233V235H232ZM132 237H133V236H132ZM142 237H143V236H142ZM161 237H162V235H161ZM167 237H166V238H167ZM178 237H176L177 240H178ZM184 237H185V236H184ZM188 237H189V236H188ZM190 237H192V236H190ZM190 237H189V238H190ZM219 237H220V235H219ZM228 237H229V236H228ZM234 237H235V236H234ZM119 238H120V237H119ZM135 238H136V237L134 236V239H135ZM145 238H146V237H145ZM148 238H147V239H148ZM151 238H152V237H151ZM153 238H152V239H153ZM157 238H158V237H157ZM168 238H169V237H168ZM171 238H172V237H171ZM174 238H175V237H173V239H174ZM189 238H188V240H186V241L184 240L185 242H188V244H189V241H190ZM204 238H205V236H204ZM236 238H237V237H236ZM122 239H123V236H122ZM137 239H135V240H137ZM141 239H142V240H145V239H143V238H141ZM141 239H139V240H141ZM158 239H161V238H158ZM162 239H163V237H162ZM164 239H165V238H164ZM164 239H163V240H164ZM169 239H170V238H169ZM179 239H180V237H179ZM181 239H180V240H181ZM184 239H185V238H184ZM186 239H187V238H186ZM195 239H196V238H195ZM228 239H229V238H228ZM149 240H150V238H149ZM154 240H155V239H153V240L150 241L151 244H152L153 242H155ZM165 240H166V239H165ZM171 240H172V239H171ZM182 240H183V239H182ZM192 240H193V239L191 238V241H192ZM137 241H138V240H137ZM145 241H146V240H145ZM147 241H148V240H147ZM147 241H146V243H147ZM166 241H167V240H166ZM166 241H165V244L167 245L168 241H167V243H166ZM172 241H173V243H174V242H177V244H178V242H179V241H176L175 239L172 240ZM206 241H207V240H206ZM208 241H209V240H208ZM213 241H214V240H213ZM215 241H216V240H215ZM215 241H214V242H215ZM124 242H126V241H124ZM132 242H134V240H133ZM138 242H139V241H138ZM142 242L144 243V241H142ZM142 242H141V244H142L141 248L143 249V245H144V247H145V244H143ZM161 242H163V241L161 240ZM169 242L171 243V244L168 243V244H169V247H170V245H172V242H171V241H169ZM180 242H182V241H180ZM227 242H228V241H227ZM157 243H158V241H156L155 244H157ZM163 243H164V242H163ZM182 243H183V242H182ZM121 244H122V245H121V248H122V246L124 245V243H121ZM132 244H134V243H132ZM136 244H137V248H138V246L140 245V243L138 244V243L135 242V245H136ZM149 244H150V243H149ZM149 244H146V246L149 247V246L151 245V244H150V245H149ZM153 244H154V243H153ZM177 244H176V245H177ZM184 244H186V243H184ZM207 244H208V243H207ZM211 244H212V243H211ZM41 245H40V246H41ZM52 245H53V244H52ZM117 245H118V244H117ZM119 245H120V244H119ZM119 245L117 246V248L119 247ZM157 245L160 246V244H157ZM157 245H155V246H152V245H151V246H152L153 248L155 247V250H156V246H157ZM236 245H237V243H236ZM43 246H41V248H42ZM125 246H126V245H125ZM151 246H150V248H151ZM164 246H165V245H164ZM174 246H175V245L171 246V247H173L172 249H171V247H170L171 251L174 250V248L176 247V246H175V247H174ZM177 246H178V245H177ZM48 247H49V246H48ZM127 247H128L127 249H129V246H127ZM130 247H131V246H130ZM134 247H135V246H134ZM134 247H133V249H134ZM166 247H168V246H166ZM166 247H165L164 249L167 250ZM180 247H181V246H180ZM180 247H179V248H180ZM183 247H184V246H182L181 248H183ZM186 247H187V249L189 248V250H190V247H188L187 244H186ZM186 247H185V251H187V250H186ZM207 247H208V246H207ZM247 247H248V246H246V248H247ZM43 248H44V247H43ZM145 248H146V247H145ZM145 248H144V249H145ZM150 248H149V249H150ZM153 248H152V251H153ZM159 248H160V247H159ZM159 248H158V250H159ZM179 248H177V247L175 248V250H177L176 252L180 251ZM203 248H204V247H203ZM248 248H249V247H248ZM248 248H247V249H248ZM255 248H256V247H255ZM255 248H254V249H255ZM9 249H10V248H9ZM45 249H46V247H45ZM45 249H44V250H45ZM131 249H132V248H131ZM144 249H143V250H144ZM147 249H148V248H147ZM147 249L144 250V251H146V252H141V250H139V248H138V250L136 249L137 251H140V252L144 255V256H143L142 254H140V256H139V255H137V256L141 257V255H142V256H143V259H144V262H145V257L147 256V257H146V259H147V263H146V264L149 263L148 261H150V264H155V262H156V260H157L158 257L156 258L155 256H154V257H152V256H148V255H147V253H148L147 251H148L149 249H148V250H147ZM164 249H163V250H164ZM168 249H169V248H168ZM204 249H205V248H204ZM38 250H39V249H38ZM46 250H47V252H48V250H50V249L47 248ZM129 250H130V249H129ZM134 250H135V249H134ZM143 250H142V251H143ZM155 250H154V252H155ZM256 250H257V249H256ZM117 251H118V250H117ZM117 251H116V252H117ZM119 251H120V250H119ZM123 251H125V248H124ZM130 251H132V250H130ZM130 251H129V252H130ZM161 251H162V248H161ZM171 251H167L168 253H167V252H164V255H166L165 253H167V255L170 256V260H171V258H173V257H174V260H175V256L178 257V255L175 254V253H176L175 251H174L175 253H173V252L170 253ZM181 251L184 252L183 249H182ZM197 251H198V250H197ZM203 251H205V250H203ZM209 251H210V250H209ZM232 251H233V250H232ZM232 251H231V252H232ZM248 251H249V250H248ZM262 251H263V250H262ZM42 252H43V251H42ZM121 252H122V249H121ZM150 252H151V249H150ZM158 252L160 253V250H159ZM187 252H188V251H187ZM187 252H184V253L187 254ZM254 252H255V251H254ZM258 252H259V251H258ZM44 253H45V252H43L42 254L44 255ZM49 253H50V252H49ZM124 253H125V252H123V255H124ZM131 253H132V252H131ZM159 253H158V256H160L161 254H163V253H161V254L159 255ZM169 253H170L171 255H172V254H175V256L172 255V256H173V257H172ZM184 253H180L179 255H180L181 258H179V257H178V258H179V259H184V258H182V254H183V256H184ZM201 253H202V252H201ZM256 253H257V251H256ZM117 254L119 255V252H118ZM120 254L122 255V253H120ZM137 254H138V253H137ZM145 254H146V256H145ZM155 254H156V253H155ZM188 254H189V253H188ZM191 254H192V253H191V251H190V255H191ZM195 254H196V253H195ZM211 254H212V253H211ZM249 254H250V253H249ZM118 255H117V258H119V257H123V256H121V255H120V256H118ZM126 255H127V254H126ZM190 255H188V258L191 257ZM251 255H252V253H251ZM257 255L259 256L260 254H257ZM130 256H131V255H130ZM161 256H162V255H161ZM192 256H193V255H192ZM231 256H232V255H231ZM253 256H254V255H253ZM253 256H252V257H253ZM134 257H135V255H134ZM148 257H149V258H148ZM167 257H168V256H166V258H167ZM194 257H195V256H194ZM194 257H192V258H194ZM203 257H204V256H203ZM232 257H233V256H232ZM37 258H38V257H37ZM129 258H130V257H129ZM135 258H137V257H135ZM161 258H162V257H161ZM166 258H162L163 260H161V259H160V260L165 264L164 260H165ZM185 258L187 259V257H185ZM217 258H218V256H217ZM238 258H239V257H238ZM120 259H121V258H120ZM131 259H133V258L131 257ZM138 259H139V258H138ZM143 259H142V261H143ZM179 259H177L178 261H175V262H179V263H180V260H179ZM218 259H219V258H218ZM233 259H234V258H233ZM254 259H255V256H254ZM256 259H257V258H256ZM123 260H124V259H123ZM128 260H130V259H128ZM166 260H167V259H166ZM166 260H165V261H166ZM170 260L168 259V261H167L166 264H169V263H170V262H169ZM187 260L189 261V259H187ZM187 260H184V261H182V262H186ZM193 260H194V259H193ZM193 260L190 259V261L194 262ZM216 260H217V259H216ZM239 260H241V257L239 258ZM257 260H258V259H257ZM257 260H256V261H257ZM190 261H189V262H190ZM241 261H242V260H241ZM118 262H119V261H118ZM118 262H117V263H118ZM130 262H132V261H130ZM134 262H135V261H134ZM144 262L141 263V259H140V263H141V264H143ZM168 262H169V263H168ZM195 262H196V261H195ZM195 262H194V263H195ZM121 263H123V262L121 261ZM125 263H126V262H125ZM128 263H129V261H128ZM140 263L138 262V264H140ZM159 263H160V262H159ZM186 263H187V262H186ZM190 263H191V262H190ZM255 263H256V262H255ZM123 264H124V263H123ZM129 264H131V263H129ZM132 264H133V263H132ZM134 264H135V263H134ZM170 264H171V263H170ZM172 264H173V263H172ZM187 264H189V263H187Z\"/></svg>",
    "mask_w": 264,
    "mask_h": 264
}]
</instances>
